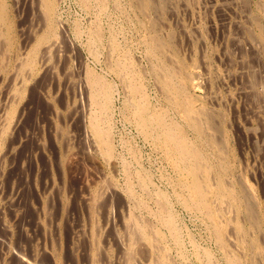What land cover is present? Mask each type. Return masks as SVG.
<instances>
[{
	"label": "rangeland",
	"instance_id": "obj_1",
	"mask_svg": "<svg viewBox=\"0 0 264 264\" xmlns=\"http://www.w3.org/2000/svg\"><path fill=\"white\" fill-rule=\"evenodd\" d=\"M0 1H1L0 2V8H1V10H0V18H1L0 19V27H1L0 31L2 33V34L0 33V37L3 36V38H0V40L2 39L1 40L2 42L0 41V48L2 47L1 49H3L0 51L1 52L0 53L1 54L0 55V67L3 64L2 67L0 68V130L5 129L4 132L2 133L3 135L2 134L0 135V141H1L0 142V228H1L0 229V264H24L23 262H25L26 264H57V263L58 264H89L90 263L91 264L94 261L92 259V256L93 257L95 256L96 259H97V257H99L98 258L99 260L98 259L96 260L97 261L96 264H110V263L114 264L115 261L117 264H125L122 260V255H121L122 253H120L121 251H120V247L118 245V241L116 242L117 239H115L116 237L123 238V236H124V235H122L124 233V228L121 229V227H120L121 222H123L122 223V225H123L124 222L126 221L127 216L129 214H132V213H134L133 215H135V216H137V213L138 214L140 213L138 215L139 218H141V214L144 215V213H146L144 215V217H146L148 219L151 218L150 221H152V223L155 222L154 221L155 219H153L154 216L152 214L157 207V203L154 202V200H155L154 198H156V196H157L156 193H158L159 191H162L163 193L165 191V193H164L165 196H167V194L169 195V196H167V201H169L168 206L170 203L169 208L171 209V212H172L173 216L175 217L174 220L176 221L175 224L177 226V232L179 233L178 234L179 239L181 238L179 240L180 246L179 245L177 246L172 241L171 237L168 234V231L166 229H164V227H163V229H162V227H159L161 233L163 234V240H162L163 243L162 244H163L165 249L167 248L166 253H169L170 255L173 254L171 256L169 254H167V255L170 256V259H172V261L176 262V264H178V263H180V264H182V263L183 264H209L211 261L208 263L206 260L207 257L205 256L207 253L205 251L208 249H209L208 252L211 253L210 256L208 253L209 259L212 260L213 258H216V260H218V261H216L214 259L215 261H212V264H219V263L220 264H228L226 262L225 256H226V253L231 254L232 252H234L236 254V256L241 254V255L237 256L238 260H239L238 264H240V263L241 264H243V263L244 264L245 263H247V264H259L260 262H261V264L262 263L264 264V261H263L264 260V254H263L264 253V244H263L264 243V105H263L264 103H263V101L264 100L259 102L260 97H262L261 99H264L263 98L264 97L263 96L264 95V84H263L264 83V80H263L264 79V72H263L264 71V33H263L264 32L263 31V29H264V0H246V1L245 0H242V1L241 0H186V1L185 0H154V2H153V0H151V1L150 0H89V1L88 0H86V1L85 0L84 1L83 0L82 1L81 0H50V3H48V4H45V1H48V0H4V3H3V0H0ZM102 1H104L103 2L104 4L102 3ZM143 1L147 5L144 4ZM165 1H166V4H163V3H165ZM247 1H248V3H247ZM113 2L115 4H117V7H114L115 4ZM139 2H140V4H139ZM171 3H173V4H171ZM182 3H184V4H182ZM156 4H158V5L156 6ZM44 5H46L49 8V10H47L48 12L45 11L46 13H44V10H43L45 7ZM105 5H106V7H105ZM128 5H129V7H128ZM130 5H132V6H130ZM138 5H139V7H138ZM144 5H145V7H144ZM163 5H165V6H163ZM84 6H86L87 8ZM99 6H100V9L98 8ZM112 6H113V8H112ZM153 6H155V7H153ZM130 7L132 10L131 9L129 10ZM157 7H158V10L154 9ZM161 7H162V9H161ZM164 8L167 11L166 10L164 11ZM52 9H54V10H52ZM97 9L99 10V14L97 12L98 11ZM253 10H254V12H253ZM100 11L102 13H100ZM133 11H135V12L133 13ZM186 11H187V13H186ZM216 11H218V12H216ZM130 12H131V14H130ZM164 13H166V14H164ZM254 13H257V14L259 13V15H257V14L255 15ZM129 14H130V16H129ZM250 14H252V15H250ZM124 15H125V17H124ZM49 16H50V18H49ZM168 16H170V17H168ZM255 16H257V17H255ZM258 16H259V18H258ZM98 18L100 20H98ZM44 19H46V20H44ZM99 21H101V22H99ZM146 21H147V23H146ZM175 21H176V23H175ZM43 22H45V23H43ZM141 22H142V25H141ZM160 22H161V24H159ZM192 22H193V24H192ZM237 22H238V24L239 23L240 24L237 25ZM256 22L259 24H257ZM92 23L94 24V26H96L95 29L96 28L100 29L98 31L101 33V34H98L96 40H93V42H92V40H89V39H91L90 33H92V31L94 30ZM96 23L99 25L97 26ZM157 24H159L161 27L164 26L163 24H165V26L161 28ZM77 25H80V26H77ZM240 25H241V27H238ZM137 26H138V28H136ZM150 26H152V27H150ZM101 27H103V28H101ZM111 27H112V29H111ZM153 27H154L153 30L150 29ZM157 27H158V29H157ZM243 27H245V29ZM256 27H258V28H256ZM3 28H5V30ZM9 28H10V30H9ZM109 28H110V30L108 31ZM113 28H115V29H113ZM199 28H200V30H199ZM250 28H252V29L250 30ZM159 29H160V31H159ZM190 29H192V30L195 29L194 31L199 30L200 32L199 31L194 32ZM47 30H48V33H47ZM114 30H115V32H114ZM151 30L153 31V33H151L152 32ZM173 30H175V31H173ZM148 31H150V32H148ZM167 31H170L171 37L169 35V32H167ZM246 31L247 32L249 31L248 34L251 36L246 34L247 33ZM255 31H257V32H255ZM142 32H144L145 34ZM161 32H163V33H161ZM192 32L195 35V37H193L194 35L192 34ZM210 32L212 35L209 34ZM252 32H254V33H252ZM27 33H28V35H27ZM111 33H116V35L111 34ZM149 33L152 36L154 35L153 37H156L157 39L159 37L160 41H162V38L164 37L163 44H162L163 45L162 46V53H160L161 51L155 50V52H154V50H152V48H151V44H152L151 35H149ZM183 33H186L185 35H187L188 40L186 39V37ZM60 34H62V35H60ZM163 34H164V36H163ZM196 34H197V36H196ZM54 35H55V37H53ZM139 35H141L143 37H141V39H140ZM148 35H149V37H148ZM8 36H9V38H8ZM49 36H50V38H49ZM121 36H122V38H121ZM160 36H161V38H160ZM86 37H87V39H86ZM228 37L229 38L231 37L230 40H228L229 39ZM233 37H234V39H233ZM252 37L254 39H252ZM38 38H41L40 39L41 41ZM54 38L58 41V43L56 42L57 44L55 43L56 40ZM175 38H176L177 44H176ZM255 38H256V40H255ZM49 39H50V41L53 39L52 40L53 42L51 41L52 42L51 43L49 41ZM107 39H108V41H107ZM244 39H247V40H244ZM38 40L40 42H38ZM8 41H10V44L8 43ZM110 42H112V43H110ZM114 42H115V44H117V46L119 48L117 47L116 49H112L111 46H110L111 48L109 47V45H112ZM125 42L128 44H126ZM165 42H166V46L164 45ZM261 42H263V43H261ZM1 43H2V45L3 44L4 45L2 46ZM89 43H91L92 45ZM255 43H256V45H255ZM36 44H38V45H36ZM55 44H56V46H55ZM220 44H221V46H220ZM44 45L47 46V49H48L47 51H46V46H44ZM97 45H99V46H97ZM147 45L148 46L150 45V46L146 47ZM143 46L146 47V50H145V47L143 48ZM164 46H165V48H163ZM249 46H251V47H249ZM43 47H45L44 51H43V49H44ZM94 47L96 50H94ZM125 47L128 49L126 50ZM172 47H174L176 49L173 50ZM231 47H232V49H231ZM40 48H42V49H40ZM108 48L111 49V51ZM4 49H6L5 52H3ZM35 49L36 50L39 49V50L36 51ZM91 49L93 52L91 51ZM129 49H130V51H129ZM166 49L169 50V52H167V54H166V51H168V50H166ZM40 50L43 51L42 52V55L44 54L43 57H41L42 55L40 53L41 52ZM255 50H257V51H255ZM16 51H18V54ZM119 51L120 52L122 51L121 54ZM170 51H171V53H170ZM94 52H95V54H94ZM47 53H49L48 56H50V57L47 56ZM50 53H51V55H50ZM125 53H127V54H125ZM181 53H183V54H181ZM250 53L251 54L253 53V55H252L253 58H252ZM38 54L41 56H39ZM110 54H111V56L112 55L113 56L112 57L110 56V58H108ZM189 54H190V56H186ZM215 54H217V55H215ZM13 55H14V57H12ZM28 55H29V58H28ZM120 55H122V56H120ZM172 55L175 57H173ZM35 56H37V57H35ZM44 56L47 57L48 59L45 58ZM114 56L115 57L117 56V57L113 58ZM155 56H156V58H153ZM201 56H202V58H201ZM228 56H230L231 58ZM22 57H24L25 60L22 61ZM135 57H137V58H135ZM166 57L167 58L170 57L171 59L174 60L175 63H173L172 62L173 60H171L170 58L166 59ZM27 58L30 60H28ZM32 58H33V60H32ZM36 58L37 59L39 58V59L37 60ZM117 58H119L121 60H122V58H125V61L128 60L126 62L131 64V65H129V64L128 65L130 66L131 70L134 71L132 73H134L135 76H137L136 81L140 85L142 92H144L143 94L147 93L145 98L148 100L147 103L148 104L150 103L149 107L150 108L153 107V108H151L152 110L153 109L159 110L158 108L161 109L160 106H162V105L166 106V109L164 106H162V109H163V111L166 110L164 112L166 113V115H168L169 119L171 118V120H175V122L178 119L176 123L179 126H182V128H181L182 130L185 129V127L187 126L185 131L183 130L184 131L183 134L186 137V139H187L188 134L190 136V133H191V136L190 137L188 136L189 141L190 142L194 141L193 144H195L194 146L196 148L198 147V145L201 144L197 148L199 150L201 149L202 146H203L202 149H204V150L206 149L205 152L202 149L200 152L203 153V155L205 154L204 155L205 158L208 156L206 161L208 162L210 169L212 168L210 171L211 174L210 173L209 174L215 175V176L212 175L213 178L211 176L209 177V181L210 182L212 181L211 186L215 187V184H217L218 182H220V183L224 182L223 183L224 186L227 189L229 188L235 194L234 195V197L236 196L235 199L238 196V199L240 198V202L243 203V204L240 203L239 207L235 206L233 208V210H231L228 208V206H230L228 204L234 205V202L233 203L232 202H230V203L222 202L223 207L219 213V215H220L219 218H220L223 230L226 233L229 232V233H227V236H229L228 238H231V240H230L231 242H228V244H227V248L229 247L227 250H224L223 248H221L216 243L214 238L212 237L211 227H210V224H209L208 220L206 219V217L197 209L191 210V208H189L188 206L184 207L185 205L177 197L176 191L179 188V186H178L179 182H183L185 179H187L186 173L184 171L179 170L176 167H174V168L172 167V166H174L173 165V158H171L172 156L170 154H168V152H167V154L165 153L167 151V148L160 138L156 137L153 134L150 136V134H146L142 130H140L139 126L137 125L136 119H134L135 117L132 113L133 112L132 105L129 103L130 94L126 95L128 93L127 92L128 91L127 81L125 79H122L124 77L122 75L120 76V73L114 67V62L117 60ZM226 58H227V61H226ZM229 58L233 59V60H230ZM18 59H19V61H18ZM34 59H36V60H34ZM107 59H108V61H107ZM153 59H154V61H153ZM20 60H21V62H20ZM110 60L112 61L113 64L111 63ZM17 61L20 63H18ZM29 61L30 62L33 61V62L30 64ZM104 61H106V62H104ZM152 61L154 62V64ZM155 61L156 62L158 61V62L156 63ZM161 61H162V63L164 62L163 64L166 66L165 68H170V66H171V68L174 69V68H177L179 66L183 69V67H184V69H183L184 71L181 74V76L184 77L183 88L185 89L184 92H186V98L185 99L187 100V103L190 105V107L192 108V110L195 113H198V115H200V116H201V114L203 115L204 118L201 116L202 120H205V119L208 120V121L205 120L206 123H203L204 124L203 132L200 135H196V133L194 132V130L191 127H190L191 129H189V126H188L189 124H188V122L184 116V112H183L182 107L180 105H176L174 102H172L170 100H168V102L170 101L168 103L167 102V96H164L165 90L162 88L160 89L161 86L158 85L159 83L157 82V79L159 77L160 72L163 70H161V68H158L156 65H158V63H159V66H160ZM169 61H170V63H168ZM16 62L18 63V66H20L22 64L20 66L21 68H23V67L25 68V66L27 65L28 70H27V68L26 69L23 68V70H26L27 72H23V70L20 67L18 69V67L15 66ZM35 62H36V65H35ZM107 62L110 65L112 64L113 66L109 65V67H108ZM182 62L185 63V66H184V63L182 64ZM200 62L203 65H200ZM248 63L249 64L252 63L253 65L251 64L248 66L247 65ZM149 64L150 65L152 64L151 67H149L150 66ZM169 64H170V66H169ZM146 65H148V66H146ZM153 65H155V66H153ZM173 65H178V66L175 67ZM250 66H252V68ZM152 67H154V69ZM186 67H187V69H185ZM15 69H16V72L14 71ZM20 69H21V71H19ZM83 69H84V71H83ZM157 69L161 70V71H159V73H157L158 72ZM255 69H256V72H255ZM94 70L97 74L99 73L98 74L99 77H102L103 80L105 78L104 81L107 83H111V85L113 86V88H112V86L109 84V86L111 87L109 89L110 90L109 91V96H110L109 98H111L112 101L109 99V101H108L109 105L107 106V113H106V115L108 114L107 116H109L111 118H109L105 115L106 117L101 122L102 127L108 130L109 136L113 134L112 136H110L112 138L109 137L110 141H111L110 142L111 152L108 155V157H106V155H104L103 151L100 148L99 143L97 141L95 142L94 136L91 134V132L88 130V127L86 126L89 123L88 116L93 111L95 112L97 109H96V107L92 106L88 100V92H85V90L88 91V86H87L86 82H84V81H86V77L85 78H83V77L85 75L87 76L88 73H91L93 75L95 74V76H97V74L94 73ZM147 70L151 71V72L149 73ZM174 70H176V69H174ZM12 71H14L15 74ZM18 71H19L20 76L24 75V77H22V76L20 77L19 74L17 73ZM142 71L145 72V75H144V72L142 73ZM152 71H154V72H152ZM16 73H17V75H16ZM206 73H207V75H206ZM230 73H232V74H230ZM237 73H238V75H237ZM76 74H78L79 76L78 75L76 76ZM139 74H141V75L139 76ZM187 74L191 78L190 80L185 77ZM142 75H143V77H142ZM155 75H156V77L157 76L158 77L156 78ZM261 75H263V77ZM81 78H83V80ZM153 78H156V79H153ZM221 78H222V80H221ZM252 78H256V80L252 79ZM17 79H19V80H17ZM143 80H145V81H143ZM251 80H252L253 84H252ZM254 80L256 81L255 84H254ZM155 81L158 84L154 83ZM249 83H251V85ZM214 84H217V85H214ZM155 85H157V86H155ZM19 86H21V87H19ZM156 87H159V88H156ZM215 87H217V89ZM21 88H23V89H21ZM123 88H124V90H123ZM252 88L254 90H252ZM14 89L16 90V92ZM111 90H113V91L111 92ZM157 91H159V92H157ZM244 92H245V94H244ZM111 93H112V95H111ZM241 93H243V94H241ZM18 94H19V96H18ZM125 95H126V100H125ZM189 95H191V96L189 97ZM228 95H229V97H228ZM257 96L259 97V99ZM127 97H129V98L127 99ZM233 98H235V99H233ZM254 98H255V100H254ZM11 100L15 101V104L13 101L11 102ZM149 100H150V102H149ZM256 100H257V102H256ZM125 101H128V103ZM162 101H164V102H162ZM207 101H209V102H207ZM199 102H200V105H199ZM170 103H172L173 105H171ZM8 104H10V105H8ZM123 104H124V106H123ZM201 104L206 108H204L202 106L204 108L203 109L201 107ZM11 105H13L14 107ZM15 105L17 107H15ZM7 106H9V107L11 106L12 108L11 107L9 108ZM125 106H127V107H125ZM128 106H130L131 108H129ZM174 107H176V109ZM210 107L212 109H215V108L220 109L221 108V111L219 109H216L217 111L219 110L218 111L219 113L217 111H216L217 112L216 113ZM260 107H263V109ZM5 108L6 109L8 108L9 110L6 111ZM47 109H48V111H47ZM123 109L124 110L127 109L128 111L125 112ZM198 109L200 110L201 113L198 111ZM205 109H208V110H205ZM259 109L260 110L262 109V110L260 111ZM109 110H110V113H109ZM177 110H178V112H176ZM89 111H91V112H89ZM129 111H130V113H129ZM167 111L169 114H167ZM210 111H211V114H210L211 118H209L210 117L209 114H205L207 112L210 113ZM212 111H213V113H212ZM250 111H253V112H250ZM171 112H172V114H170ZM221 112L222 113L224 112V113L222 114ZM4 113H6L7 115ZM125 113H127V114H125ZM213 114H215V115L212 117ZM3 115H5V116H3ZM11 115H12V117H11ZM125 115H128L129 119ZM180 115H182V116H180ZM223 115H224V117H223ZM177 116H179V117H177ZM2 117H4V118H2ZM108 119H110V120H108ZM258 119H259V121H258ZM183 120L185 121V123ZM260 120H261V122H260ZM7 121H9V122H7ZM14 121H16V122H14ZM86 121H87V123H86ZM220 121H221V123H220ZM225 121H227V122H225ZM256 121H258V123L261 124V128H262L261 131L259 130L260 129L259 124ZM3 122H4L5 126L3 125ZM208 122L210 123V125L208 124ZM214 122H216V123H214ZM11 123H13L14 125H12ZM1 124L5 128H3V126H1ZM109 124H111V125L109 126ZM57 126H58V129H57ZM107 126L109 127V129L107 128ZM210 126H212V127H210ZM246 127H248V128H246ZM251 127H252V129H251ZM238 128H241V129H238ZM254 130L255 131L259 130V131H256V133H255ZM8 131L10 133H8ZM63 131H64V133H63ZM86 131H88V132H86ZM226 132L228 133V135H226L227 134ZM185 134H187V135H185ZM192 134H194V135H192ZM87 135H89V136H87ZM215 135H219L220 137L219 136L217 137ZM192 136H195L196 138L192 137ZM199 138H203V139H199ZM156 139L158 140V142ZM215 139H218V140H215ZM149 140H151V141H149ZM219 140L222 141L223 144L219 143L218 142ZM208 143H209V145H207ZM204 144H206L207 146ZM219 144H222V145H219ZM228 145H229V147H228ZM208 147H210V148H208ZM221 147H222V149H221ZM165 148H166V150H165ZM213 148H215V149L213 150ZM207 149L211 150V151H208ZM230 149L231 150L233 149V150L231 151ZM131 150H132V156L130 155ZM222 150H224V151H222ZM208 152H210L211 154ZM226 152H227V154H226ZM15 155H16V157H15ZM164 155H166V156L164 157ZM228 155L231 157H228ZM167 156H168V159H167ZM121 157H123V158H121ZM135 157H137L138 159H136ZM221 157H222V159H221ZM208 159H210V160H208ZM223 159L225 162H223ZM230 159H231V161L233 160L234 162L233 161L231 162ZM136 160H138V161H136ZM214 160H216V161H214ZM125 162L126 163L129 162L127 164L128 166H126ZM218 163H221V164H218ZM236 163H238V164H236ZM232 164H234L235 167H234V165L232 166ZM140 166L142 167V169L143 168L144 169L141 170ZM224 166L226 167V169L228 166V169L225 170ZM237 166H238V168H237ZM131 167L133 169H131ZM138 167H140V168H138ZM162 167H164V168H162ZM125 168H127L128 171H125L126 170ZM221 168L224 170H221ZM123 169H124L125 173H123ZM214 169H215V171H214ZM136 170H137V172H136ZM216 170H218V171L220 170L222 173L219 171L221 173V174H219V172L217 173ZM145 171H148V172L146 173ZM227 171H229V175H228ZM128 172L129 173L131 172V174H128ZM135 172H136V174H135ZM142 173L145 174V177H143L144 175ZM148 173H150V174H148ZM216 173L219 174V178L217 177L218 175ZM223 173H224V175L227 174V176H224ZM147 174L149 176L151 175L152 177L151 176L147 177L148 176ZM167 174L170 175L169 177L171 179L168 177ZM173 174H174V176H173ZM130 175H131V177H130ZM138 175H141V176L139 177ZM163 175H166V176H163ZM171 175H172V177H171ZM241 175L243 178H241ZM175 176H177V177H175ZM231 176L233 179L236 178L234 180L235 182H232L233 179L230 178ZM233 176H235V178ZM105 177H107V178H105ZM104 178H105L104 182H106L108 179H110V181L108 180L106 183L103 182V184H104L103 185L102 180H104ZM125 178H127V181ZM145 178L148 179V181L153 180L154 183L151 181L148 182ZM217 178H218V180H217ZM226 178L229 180V181L227 180L228 182L225 181ZM123 179H124V181H123ZM142 179H145L146 184L148 183V186L146 185L148 187L147 190H149L150 193L152 192L151 194L147 192L149 194V195L147 194L148 196L146 195V192H145V191H147L146 190L147 187L141 186L140 182L142 181ZM210 179H212V180H210ZM111 180H112V183H111ZM135 180H137L138 182L140 181L139 185L141 188L137 184V181L134 182ZM99 181H101V184ZM129 181H130V183L132 182L130 185H132V184L134 185L136 183L134 185V187H133V185L129 186V183H128ZM109 182H110V186L105 187V184L109 185ZM231 182H232V184H231L232 186L230 185ZM113 183L116 186H114ZM227 183H229V184H227ZM156 184L159 185L158 188H157ZM170 184H172L173 186L172 185L169 186ZM152 185H153V187H151ZM174 185H176L175 188H172V187H174ZM233 185L236 187L234 188ZM237 185H239V186H237ZM113 186L117 187V189H120V190L118 191ZM123 186H124V189H121V188H123ZM104 187H105V190L103 189ZM142 187L145 189H142ZM93 188L95 189V191ZM97 188L99 189V191H101V189H102V194H105L107 192V190H109L110 192L109 193L107 192L108 195H107V193L104 195L106 198L105 197L103 198L102 194H101L100 197L98 198L100 201H97L95 198L97 196V193H96L98 191ZM108 188H111V189H108ZM129 188H130V191H128ZM134 188L136 191H134ZM159 188L160 189L165 188V189L157 191V189H159ZM113 189L115 191H118V192H116L117 195L113 194V193H115V192H113L114 191ZM166 189H167V191H166ZM140 190L142 191V193L140 192ZM172 190H174V191L172 192ZM238 190H239V192H237ZM104 191H106V192L104 193ZM123 191H125V192H123ZM137 191H138V193H137ZM92 192H94V193H92ZM248 193H249V195L246 196ZM118 194L119 195L121 194V195L119 196ZM172 194H173V196H172ZM90 195H91V199L89 198ZM93 195H96V196L93 197ZM109 195H111L110 198H108ZM128 195H130V196H128ZM150 195H151V198L153 199V201L150 198ZM85 196H87L88 198ZM116 196L118 197V199ZM126 196H128L130 198L128 199V198H126ZM140 196H141V198H140ZM175 196H176V198H175ZM120 197L122 198V200ZM8 198H9V200H8ZM133 198L134 199L137 198V200L139 198V200L138 201L136 200V201L137 202L141 201V203L143 202L144 206L147 205L144 202L148 203V205H149L148 207L151 206L152 209H150L151 207L148 209L144 206L138 208V206H136V204H137L136 201L132 200L136 204L131 203L132 201L130 199H133ZM142 198L143 199L147 198V199L143 201ZM231 198L232 197H229L228 200H232ZM244 198H245V200H244ZM85 199L89 202H86ZM113 199L114 200L116 199V202L115 201L113 202ZM123 199H125V200H123ZM117 200H119V201H117ZM120 200L123 202L120 203L121 202ZM246 200H248L247 202L249 204H251L252 209H253L252 211H254L252 214L255 213L254 215L251 214V216H250V214H248V212H247L248 210L245 208L246 203H247ZM177 201H179V203L181 202V204H179ZM84 202L88 203V205L87 204L85 205ZM101 202H103V203H101ZM106 202H109V204H107ZM99 203L103 204V205H100ZM110 203L113 206V208L110 207V209H109V206H111ZM114 203H116V204L114 205ZM124 203H126V205ZM127 203H128V205H132V206H128ZM174 203H176V204H174ZM51 204H52V206H50ZM93 204H96V206H94ZM104 204L107 205V207L106 206L105 207L108 210H106L105 207L103 209ZM47 205H49V206L47 207ZM224 205H225V207H224ZM240 205H241V207H240ZM243 205H245V207H242ZM116 206H117V208H116ZM182 206L186 209L182 208ZM130 207H134V208L130 209ZM173 207H174V209H173ZM86 208H88V209H86ZM93 208L94 209L96 208V209L94 210ZM127 208L130 211H128ZM142 208H146V209H142ZM235 208H238V210L237 209L235 210ZM254 208H256V209H254ZM114 209H115V211H114ZM104 210H106L107 212L105 213ZM120 210H121V212H120ZM174 210L176 212H174ZM40 211H41V213H40ZM110 211H111V215H110ZM137 211H139V212H137ZM147 211H151V212H148L149 213L148 214ZM223 211L226 213L227 212H229V213L226 214ZM232 211L234 214L232 213ZM46 212H48V214ZM127 212H128V214H127ZM188 212H190V213H188ZM194 212H195V214H193ZM245 212L248 215H246ZM35 213H37V214H35ZM238 213H240L241 216L237 217ZM95 214H96V217L97 216L98 217L95 218V220L97 219L96 221H93L92 219L94 218ZM118 214L121 216H119ZM231 214L233 215V217ZM243 214H245L246 216L244 215L242 217ZM45 215L46 216L48 215V217L45 218L44 217ZM124 215H126V216L124 217ZM193 215H196V216H193ZM224 216H226V217H224ZM253 216H255V217L257 216L256 218L258 219L257 220L258 225L255 223L256 219L253 218ZM258 216H259V218H258ZM88 217H89V219H88ZM117 217H119V218L122 217L123 219H117ZM227 217H228V219H227ZM103 218H106V220H104ZM199 218H200V220H199ZM239 218L244 223H242L241 220H239ZM143 219H145V218H143ZM234 219L236 221L238 219L239 223L236 222ZM120 220H121V222H120ZM252 220H254L253 221L254 223L252 222ZM44 221L46 223H44ZM89 222H91V223H89ZM94 222H97L100 226L98 225V227H96L97 223H94ZM109 222H111L113 224H110ZM119 222H120V225H119ZM231 222H232V224H230ZM1 225H3V226H1ZM39 225L42 226L43 229ZM88 225L91 227L88 228ZM110 225L114 226V227L111 226V228H114V229L117 228L116 230H113V231H117L116 233H114L111 230ZM236 225L240 226L242 230L244 229L242 234L239 233L241 236L243 235L241 238L238 237V236H240L239 234H235L233 232V230L235 231ZM252 225H253V227H252ZM15 226H16V228H15ZM108 226H109L110 230L107 229ZM254 226L256 227V229ZM82 227H83L84 232H85L84 234H83L82 230L79 231V229H82ZM122 227H124V226H122ZM224 227H226V228H224ZM184 228H186V230ZM251 228H252V230H251ZM89 229H91L90 231H92V232L96 231V233H98V234L90 232ZM103 229H107L106 230L107 232L105 233V230L103 231ZM184 230L186 232H184ZM108 231H110L111 233L110 232L108 233ZM187 231H190V233L189 232L187 233ZM250 231H251V233H250ZM121 232H122V234H121ZM253 232H255L256 234ZM87 233H89L90 237ZM90 233H92V235ZM113 233H114V235L115 234L116 235L114 236ZM117 233H119L120 235L118 236ZM185 233H187V234H185ZM206 233H208V234H206ZM262 233H263V235H262ZM210 234H211V238H210ZM99 235L100 236L102 235L101 238ZM24 236H25V238H24ZM93 236H95V237H93ZM103 236H105V237H103ZM165 236H168L169 238L165 237ZM256 236H257V238H255ZM97 237H99V238H97ZM112 237H114V238H112ZM249 237H250V239H249ZM95 238H97V240H95ZM237 238H239L240 240H238ZM84 239L86 240L87 243L84 241ZM98 239H101V240H99L100 242L98 241ZM166 239H167V242H166ZM190 239H192V240H190ZM210 239H212V241ZM241 239H242V241L244 239V242H241ZM89 240H90V242H89ZM74 241H76V242H74ZM80 241L82 244L80 243ZM101 241H104V242H101ZM183 241H184V243H183ZM192 241H194V243L198 242L197 243L198 245L196 243L193 244ZM262 241H263V243H262ZM88 242L91 245L90 244L88 245ZM245 242H246V244H245ZM83 243H85V244H83ZM171 243H173V244H171ZM251 243H252V246L254 247L253 249H251L252 248ZM184 244L186 247L184 246ZM233 244L234 245L236 244L235 247L233 246ZM241 244H243V245H241ZM47 245H49V246H47ZM85 245H87L91 249H88V247H86ZM237 245H238V249L236 247ZM244 245H246V246H244ZM249 245H250V247H249ZM99 246H101L102 248L100 249ZM169 246H171V247H169ZM176 246H177V248H176ZM239 246H240V249H239ZM242 246H243V248H242ZM81 247L87 249V250L85 249V252H87L91 256V257L89 256L90 259L88 258L87 253H85ZM97 247H99V249L101 251L103 249L104 250L101 253L99 250V253H97L96 254L97 256H96L94 254L96 253ZM115 247L120 252L118 250H116ZM245 247H246V249H245ZM69 248H70V250H68ZM186 248H187V250L185 251ZM256 248L258 251L256 250ZM192 249H194V250H192ZM261 249H263V251ZM238 250H240V251L238 252ZM40 251H41V254H40ZM180 251H182V252H180ZM197 251H198V253H197ZM245 251H248V252H245ZM260 251H262L261 254H260ZM71 252L73 254H71ZM89 252H91V253H89ZM108 253L109 254L111 253V255H109ZM54 254H55V256H53ZM59 254L61 256V259H63V260L60 259ZM85 254L87 255V257ZM101 254H103V255H101ZM174 254H175V256H174ZM196 254H197V256H196ZM201 254H203L204 258H202ZM216 254H217V256H215ZM72 255H74V256H72ZM212 255H214L215 257ZM255 255H261V256H256L257 258H255ZM103 256H106L105 258H108V259H104ZM109 256L112 258H110ZM119 257H121V258H119ZM186 257H188L189 259ZM19 258L22 259L21 260L22 262L20 261ZM86 258H88V260ZM138 259H139L138 260L139 262H137V263L147 264L145 262L147 260L144 259V257L138 256ZM253 259H255V260H253ZM38 260H39V262H38ZM56 260H58V261H56ZM121 260H122V263H121ZM175 260H177V261H175ZM179 260H180V262H179ZM243 260H245V261H243ZM134 263L135 262H133L131 264H134Z\"/></svg>",
	"mask_w": 264,
	"mask_h": 264
},
{
	"label": "bare ground",
	"instance_id": "obj_2",
	"mask_svg": "<svg viewBox=\"0 0 264 264\" xmlns=\"http://www.w3.org/2000/svg\"><path fill=\"white\" fill-rule=\"evenodd\" d=\"M82 1V0H81ZM84 1V0H83ZM86 1V0H85ZM89 1V0H88ZM151 1V0H150ZM186 1V0H185ZM242 1V0H241ZM246 1V0H245ZM1 2V1H0ZM6 2V1H5ZM104 1H102V3H103ZM108 2V1H107ZM110 2V1H109ZM115 2V1H114ZM113 2V3H114ZM153 2H154V0H153ZM168 2V1H167ZM179 2V1H178ZM220 2V1H219ZM222 2V1H221ZM229 2V1H228ZM3 3H4V0H3ZM34 3V2H33ZM48 3H50V0H48V1H45V4H48ZM84 3V2H83ZM112 3V2H111ZM137 3V2H136ZM143 3L144 4H146L144 1H143ZM150 3V2H149ZM162 3V2H161ZM212 3V2H211ZM224 3V2H223ZM247 3H248V1H247ZM27 4V3H26ZM100 4V3H99ZM104 4V3H103ZM115 4V3H114ZM129 4V3H128ZM132 4V3H131ZM139 4H140V2H139ZM151 4V3H150ZM163 4H166V1H165V3H163ZM171 4H173V3H171ZM175 4V3H174ZM182 4H184V3H182ZM195 4V3H194ZM201 4V3H200ZM221 4V3H220ZM233 4V3H232ZM6 5V4H5ZM86 5V4H85ZM101 5V4H100ZM121 5V4H120ZM137 5V4H136ZM147 5V4H146ZM158 4H156V6H157ZM189 5V4H188ZM45 7H44V13H46L45 11H47V10H49V8L46 6V5H44ZM88 6V5H87ZM94 6V5H93ZM123 6V5H122ZM130 6H132V5H130ZM161 6V5H160ZM163 6H165V5H163ZM167 6V5H166ZM201 6V5H200ZM219 6V5H218ZM226 6V5H225ZM36 7V6H35ZM84 7H86V6H84ZM95 7V6H94ZM105 7H106V5H105ZM114 7H117V4H115L114 5ZM128 7H129V5H128ZM138 7H139V5H138ZM144 7H145V5H144ZM153 7H155V6H153ZM176 7V6H175ZM231 7V6H230ZM256 7V6H255ZM4 8V7H3ZM83 8V7H82ZM87 8V7H86ZM96 8V7H95ZM99 9H100V6L98 7ZM109 8V7H108ZM112 8H113V6H112ZM134 8V7H133ZM147 8V7H146ZM166 8V7H165ZM164 8V11L166 10ZM217 8V7H216ZM220 8V7H219ZM89 9V8H88ZM119 9V8H118ZM131 9V7L129 8V10ZM136 9V8H135ZM143 9V8H142ZM154 9H157L158 10V7L157 8H154ZM161 9H162V7H161ZM169 9V8H168ZM232 9V8H231ZM0 10H1V8H0ZM52 10H54V9H52ZM98 10V9H97ZM112 10V9H111ZM132 10V9H131ZM144 10V9H143ZM185 10V9H184ZM187 10V9H186ZM217 10V9H216ZM255 10V9H254ZM254 10H253V12H254ZM123 11V10H122ZM126 11V10H125ZM124 11V12H125ZM150 11V10H149ZM167 11V10H166ZM194 11V10H193ZM220 11V10H219ZM48 12V11H47ZM95 12V11H94ZM98 12V14H99V10L97 11ZM132 12V11H131ZM131 12H130V14H131ZM135 11H133V13H134ZM137 12V11H136ZM142 12V11H141ZM144 12V11H143ZM176 12V11H175ZM216 12H218V11H216ZM54 13V12H53ZM100 13H102L101 11H100ZM173 13V12H172ZM186 13H187V11H186ZM191 13V12H190ZM204 13V12H203ZM221 13V12H220ZM41 14V13H40ZM111 14V13H110ZM126 14V13H125ZM130 14H129V16H130ZM162 14V13H161ZM164 14H166V13H164ZM163 14V15H164ZM208 14V13H207ZM217 14V13H216ZM237 14V13H236ZM244 14V13H243ZM255 15L257 14V13H254ZM253 14V15H254ZM94 15V14H93ZM123 15V14H122ZM152 15V14H151ZM170 15V14H169ZM250 15H252V14H250ZM257 15H259V13L257 14ZM43 16V15H42ZM58 16V15H57ZM167 16V15H166ZM202 16V15H201ZM242 16V15H241ZM41 17V16H40ZM97 17V16H96ZM124 17H125V15H124ZM142 17V16H141ZM162 17V16H161ZM160 17V18H161ZM168 17H170V16H168ZM255 17H257V16H255ZM46 18V17H45ZM49 18H50V16H49ZM48 18V19H49ZM91 18V17H90ZM128 18V17H127ZM139 18V17H138ZM137 18V19H138ZM144 18V17H143ZM146 18V17H145ZM148 18V17H147ZM245 18V17H244ZM258 18H259V16H258ZM1 19V18H0ZM8 19V18H7ZM76 19V18H75ZM92 19V18H91ZM96 19V18H95ZM156 19V18H155ZM164 19V18H163ZM162 19V20H163ZM257 19V18H256ZM12 20V19H11ZM10 20V21H11ZM44 20H46V19H44ZM97 20V19H96ZM98 20H100L99 18H98ZM111 20V19H110ZM113 20V19H112ZM136 20V19H135ZM147 20V19H146ZM150 20V19H149ZM167 20V19H166ZM35 21V20H34ZM43 21V20H42ZM54 21V20H53ZM259 21V20H258ZM3 22V21H2ZM9 22V21H8ZM50 22V21H49ZM98 22V21H97ZM99 22H101V21H99ZM109 22V21H108ZM138 22V21H137ZM144 22V21H143ZM43 23H45V22H43ZM74 23V22H73ZM117 23V22H116ZM139 23V22H138ZM146 23H147V21H146ZM175 23H176V21H175ZM225 23V22H224ZM231 23V22H230ZM257 23V22H256ZM255 23V24H256ZM11 24V23H10ZM36 24V23H35ZM39 24V23H38ZM93 24V23H92ZM128 24V23H127ZM159 24H161V22L159 23ZM159 24H157V25H159ZM167 24V23H166ZM192 24H193V22H192ZM240 24V23H239ZM238 24V22H237V25H239ZM257 24H259V23H257ZM54 25V24H53ZM91 25V24H90ZM96 25L98 26L99 24H97L96 23ZM141 25H142V22H141ZM151 25V24H150ZM153 25V24H152ZM164 26H165V24H163ZM187 25V24H186ZM218 25V24H217ZM243 25V24H242ZM58 26V25H57ZM76 26V25H75ZM77 26H80V25H77ZM84 26V25H83ZM93 27H94V30L92 31V33H90L91 34V39H89V40H92V42H93V40H96V38H97V36H98V34H101L98 30H100V29H95V27L96 26H94V24L92 25ZM113 26V25H112ZM160 26V25H159ZM164 26H162V27H164ZM195 26V25H194ZM6 27V26H5ZM55 27V26H54ZM127 27V26H126ZM150 27H152V26H150ZM161 27V26H160ZM161 27V28H162ZM167 27V26H166ZM184 27V26H183ZM182 27V28H183ZM196 27V26H195ZM199 27V26H198ZM202 27V26H201ZM236 27V26H235ZM234 27V28H235ZM238 27H241V25L240 26H238ZM237 27V28H238ZM1 28V27H0ZM13 28V27H12ZM88 28V27H87ZM101 28H103V27H101ZM117 28V27H116ZM121 28V27H120ZM124 28V27H123ZM136 28H138V26L136 27ZM148 28V27H147ZM226 28V27H225ZM244 29H245V27H243ZM249 28V27H248ZM247 28V29H248ZM256 28H258V27H256ZM4 30H5V28H3ZM92 29V28H91ZM111 29H112V27H111ZM113 29H115V28H113ZM128 29V28H127ZM140 29V28H139ZM150 29H154V27L153 28H150ZM157 29H158V27H157ZM170 29V28H169ZM197 29V28H196ZM252 28H250V30H251ZM255 29V28H254ZM262 29V28H261ZM2 30V29H1ZM9 30H10V28H9ZM52 30V29H51ZM59 30V29H58ZM78 30V29H77ZM81 30V29H80ZM83 30V29H82ZM90 30V29H89ZM102 30V29H101ZM110 30V28L108 29V31ZM117 30V29H116ZM151 30V31H152ZM162 30V29H161ZM171 30V29H170ZM179 30V29H178ZM190 30H192V29H190ZM195 30V29H194ZM194 30H192V31H194ZM199 30H200V28H199ZM199 30H196V31H199ZM204 30V29H203ZM239 30V29H238ZM7 31V30H6ZM42 31V30H41ZM40 31V32H41ZM79 31V30H78ZM103 31V30H102ZM145 31V30H144ZM159 31H160V29H159ZM165 31V30H164ZM163 31V32H164ZM173 31H175V30H173ZM172 31V32H173ZM196 31H194V32H196ZM263 31H264V29H263ZM43 32V31H42ZM114 32H115V30H114ZM127 32V31H126ZM138 32V31H137ZM148 32H150V31H148ZM163 32H161V33H163ZM167 32H169V35H170V31H167ZM186 32V31H185ZM200 32V31H199ZM247 32V31H246ZM255 32H257V31H255ZM0 33H1V31H0ZM4 33V32H3ZM35 33V32H34ZM47 33H48V30H47ZM46 33V34H47ZM56 33V32H55ZM60 33V32H59ZM87 33V32H86ZM89 33V32H88ZM142 33H144V32H142ZM151 33H153V31L151 32ZM157 33V32H156ZM160 33V32H159ZM158 33V34H159ZM219 33V32H218ZM232 33V32H231ZM244 33V32H243ZM249 33V31L246 33V34H248ZM251 33V32H250ZM252 33H254V32H252ZM264 33V32H263ZM2 34V33H1ZM10 34V33H9ZM57 34V33H56ZM55 34V35H56ZM104 34V33H103ZM109 34V33H108ZM111 34H115L116 35V33H111ZM118 34V33H117ZM145 34V33H144ZM155 34V33H154ZM157 34V35H158ZM168 34V33H167ZM184 35L186 34V33H183ZM192 34H193V32H192ZM209 34H211V32L209 33ZM214 34V33H213ZM259 34V33H258ZM257 34V35H258ZM27 35H28V33H27ZM31 35V34H30ZM41 35V34H40ZM55 35L53 36V37H55ZM60 35H62V34H60ZM130 35V34H129ZM149 35H151L150 33H149ZM149 35H148V37H149ZM194 35V34H193ZM212 35V34H211ZM217 35V34H216ZM249 35V34H248ZM261 35V34H260ZM6 36V35H5ZM4 36V37H5ZM10 36V35H9ZM9 36H8V38H9ZM123 36V35H122ZM122 36H121V38H122ZM125 36V35H124ZM135 36V35H134ZM154 36V35H153ZM152 35H151V41H152V44H151V48H152V50H154V52H155V50L156 51H161L160 53H162V44H163V39H164V37L162 38V41H160L159 40V37H158V39L156 38V37H153ZM163 36H164V34H163ZM176 36V35H175ZM174 36V37H175ZM196 36H197V34H196ZM199 36V35H198ZM224 36V35H223ZM243 36V35H242ZM249 36H251V35H249ZM259 36V35H258ZM52 37V38H53ZM66 37V36H65ZM139 37H140V39H141V37H143V36H141V35H139ZM147 37V36H146ZM145 37V38H146ZM170 37H171V35H170ZM177 37V36H176ZM185 37H186V39L188 40V38H187V35H185ZM193 37H195V35L193 36ZM201 37V36H200ZM207 37V36H206ZM0 38H3V36H1ZM7 38V37H6ZM12 38V37H11ZM37 38V37H36ZM49 38H50V36H49ZM58 38V37H57ZM90 38V37H89ZM118 38V37H117ZM120 38V39H121ZM160 38H161V36H160ZM229 38V37H228ZM231 38V37H230ZM230 38L228 39V40H230ZM238 38V37H237ZM240 38V37H239ZM245 38V37H244ZM39 40L41 39V38H38ZM55 39V38H54ZM85 39V38H84ZM86 39H87V37H86ZM139 39V40H140ZM185 39V38H184ZM233 39H234V37H233ZM252 39H254L253 37H252ZM263 39V38H262ZM2 40V39H1ZM0 40V41H1ZM38 40V42H40ZM44 40V39H43ZM53 40V39H52ZM51 40V41H52ZM56 40V39H55ZM59 40V39H58ZM70 40V39H69ZM88 40V41H89ZM99 40V39H98ZM119 40V39H118ZM125 40V39H124ZM183 40V39H182ZM205 40V39H204ZM244 40H247V39H244ZM255 40H256V38H255ZM254 40V41H255ZM49 41H50V39H49ZM50 41V42H51ZM64 41V40H63ZM107 41H108V39H107ZM112 41V40H111ZM144 41V40H143ZM148 41V40H147ZM150 41V40H149ZM175 41H176V38H175ZM174 41V42H175ZM262 41V40H261ZM2 42V41H1ZM5 42V41H4ZM3 42V43H4ZM7 42V41H6ZM43 42V41H42ZM49 42V43H50ZM53 42V41H52ZM51 42V43H52ZM58 43V41L56 40L55 41V43ZM116 42V41H115ZM115 42L112 44V45H109V47L111 46L112 47V49H116L118 46H117V44H115ZM131 42V41H130ZM183 42V41H182ZM188 42V41H187ZM197 42V41H196ZM224 42V41H223ZM228 42V41H227ZM253 42V41H252ZM256 42V41H255ZM8 43L10 44V41H8ZM48 43V44H49ZM56 43V44H57ZM70 43V42H69ZM110 43H112V42H110ZM119 43V42H118ZM126 43V42H125ZM257 43V42H256ZM256 43H255V45H256ZM261 43H263V42H261ZM5 44V43H4ZM3 44V45H4ZM39 44V43H38ZM38 44H36V45H38ZM46 44V43H45ZM47 44V45H48ZM56 44H55V46H56ZM89 44H91V43H89ZM98 44V43H97ZM100 44V43H99ZM126 44H128V43H126ZM176 44H177V41H176ZM203 44V43H202ZM238 44V43H237ZM1 45H2V43H1ZM2 45V46H3ZM6 45V44H5ZM8 45V44H7ZM27 45V44H26ZM35 45V46H36ZM92 45V44H91ZM131 45V44H130ZM164 45L166 46V42L164 43ZM168 45V44H167ZM184 45V44H183ZM199 45V44H198ZM201 45V44H200ZM223 45V44H222ZM230 45V44H229ZM249 45V44H248ZM9 46V45H8ZM7 46V47H8ZM18 46V45H17ZM31 46V45H30ZM44 46H46V45H44ZM54 46V45H53ZM97 46H99V45H97ZM150 46V45H149ZM148 45L146 46V47H149ZM165 46L163 47V48H165ZM217 46V45H216ZM220 46H221V44H220ZM237 46V45H236ZM33 47V46H32ZM89 47V46H88ZM110 47V48H111ZM121 47V46H120ZM145 46H143V48H144ZM146 47H145V50H146ZM171 47V46H170ZM177 47V46H176ZM188 47V46H187ZM198 47V46H197ZM233 47V46H232ZM232 47H231V49H232ZM242 47V46H241ZM249 47H251V46H249ZM2 48V47H1ZM0 48V51L1 50H3V49H1ZM5 48V47H4ZM36 48V47H35ZM44 49H43V51L45 50V47H43ZM54 48V47H53ZM57 48V47H56ZM91 48V47H90ZM119 48V47H118ZM173 48V50L174 49H176V48H174V47H172ZM178 48V47H177ZM239 48V47H238ZM243 48V47H242ZM40 49H42V48H40ZM109 49V48H108ZM125 49L127 50L128 48H126L125 47ZM148 49V48H147ZM179 49V48H178ZM228 49V48H227ZM226 49V50H227ZM36 50V49H35ZM34 50V51H35ZM39 50V49H38ZM38 50H36V51H38ZM48 49H47V46H46V51H47ZM57 50V49H56ZM61 50V49H60ZM72 50V49H71ZM94 50H96L95 49V47H94ZM110 51H111V49H109ZM144 50V51H145ZM166 50H168V49H166ZM172 50V51H173ZM180 50V49H179ZM178 50V51H179ZM188 50V49H187ZM200 50V49H199ZM198 50V51H199ZM219 50V49H218ZM224 50V49H223ZM225 50V51H226ZM254 50V49H253ZM6 51V49H4V51L3 52H5ZM9 51V50H8ZM13 51V50H12ZM41 51V50H40ZM43 51H41L40 53H41V55H42V52ZM45 51V52H46ZM91 51H92V49H91ZM104 51V50H103ZM109 51V52H110ZM129 51H130V49H129ZM128 51V52H129ZM181 51V50H180ZM249 51V50H248ZM255 51H257V50H255ZM17 52V54H18V51H16ZM93 52V51H92ZM102 52V51H101ZM108 52V53H109ZM120 52V51H119ZM122 52V51H121ZM121 52H120V54H121ZM134 52V51H133ZM167 52H169V50L168 51H166V54H167ZM220 52V51H219ZM250 52V51H249ZM1 53V52H0ZM7 53V52H6ZM29 53V52H28ZM34 53V52H33ZM36 53V52H35ZM114 53V52H113ZM149 53V52H148ZM165 53V52H164ZM170 53H171V51H170ZM176 53V52H175ZM230 53V52H229ZM5 54V53H4ZM32 54V53H31ZM30 54V55H31ZM62 54V53H61ZM79 54V53H78ZM93 54V53H92ZM94 54H95V52H94ZM93 54V55H94ZM97 54V53H96ZM101 54V53H100ZM107 54V53H106ZM125 54H127V53H125ZM156 54V53H155ZM181 54H183V53H181ZM191 54V53H190ZM190 54L189 55H186V56H190ZM198 54V53H197ZM201 54V53H200ZM199 54V55H200ZM220 54V53H219ZM251 54V53H250ZM1 55V54H0ZM12 55V54H11ZM39 55V54H38ZM41 55H39V56H41ZM44 55V54H43ZM43 55L41 56V57H43ZM49 55V53H47V56ZM50 55H51V53H50ZM118 55V54H117ZM124 55V54H123ZM152 55V54H151ZM192 55V54H191ZM215 55H217V54H215ZM253 55V53L251 54V56ZM22 56V55H21ZM25 56V55H24ZM38 56V57H39ZM107 56V55H106ZM110 56H111V54L109 55V57L108 58H110ZM113 56V55H112ZM111 56V57H112ZM120 56H122V55H120ZM127 56V55H126ZM141 56V55H140ZM165 56V55H164ZM169 56V55H168ZM173 56V55H172ZM177 56V55H176ZM182 56V55H181ZM205 56V55H204ZM213 56V55H212ZM226 56V55H225ZM224 56V57H225ZM255 56V55H254ZM12 57H14V55L12 56ZM26 57V56H25ZM35 57H37V56H35ZM45 57V56H44ZM48 57H50V56H48ZM117 57V56H116ZM115 56L113 57V58H116ZM147 57V56H146ZM173 57H175V56H173ZM198 57V56H197ZM228 57H230V56H228ZM17 58V57H16ZM28 58H29V55H28ZM27 58V59H28ZM45 58H47V57H45ZM68 58V57H67ZM134 58V57H133ZM135 58H137V57H135ZM149 58V57H148ZM153 58H156V56L155 57H153ZM170 58V57H169ZM169 58H167L166 57V59H169ZM200 58V57H199ZM201 58H202V56H201ZM231 58V57H230ZM229 58V59H230ZM252 58H253V56H252ZM6 59V58H5ZM9 59V58H8ZM21 59V58H20ZM26 59V60H27ZM37 59V58H36ZM36 59H34V60H36ZM39 59V58H38ZM37 59V60H38ZM48 59V58H47ZM112 59V58H111ZM171 59V58H170ZM185 59V58H184ZM187 59V58H186ZM189 59V58H188ZM240 59V58H239ZM238 59V60H239ZM244 59V58H243ZM256 59V58H255ZM259 59V58H258ZM23 60H25V58L24 57H22V61ZM28 60H30V59H28ZM32 60H33V58H32ZM55 60V59H54ZM104 60V59H103ZM138 60V59H137ZM149 60V59H148ZM157 60V59H156ZM159 60V59H158ZM161 60V59H160ZM171 60H173V59H171ZM170 60V61H171ZM179 60V59H178ZM200 60V59H199ZM198 60V61H199ZM230 60H233V59H230ZM245 60V59H244ZM243 60V61H244ZM18 61H19V59H18ZM17 61V62H18ZM107 61H108V59H107ZM111 61V60H110ZM109 61V62H110ZM126 61H128V60H126ZM125 61V58H122V60L121 59H119V58H117V60L114 62V67H115V69L120 73V76L122 75L124 78H122V79H125L126 81H127V88H128V93L126 94V95H129L130 94V100H129V103L132 105V110H133V115H134V119H136V122H137V125L139 126V128H140V130H142L144 133H146V134H150V136L153 134V135H155L156 137H158V138H160L162 141H163V143H164V145L166 146V148H167V151L165 152L166 154H167V152H168V154H170L172 157L171 158H173V165L174 166H172L173 168L174 167H176V168H178L179 170H181V171H184L185 173H186V177H187V179H185L183 182H179V188H178V190L175 192L176 193V195H177V197L181 200V202L185 205L184 207H186V206H188L189 208H191V210L192 209H197L198 211H200L205 217H206V219L208 220V222H209V224H210V227H211V234H212V237L214 238V240L216 241V243L221 247V248H223L224 250H227L228 248H227V244H228V242H231L230 240H231V238H228L229 236H227V233H229V232H225L224 230H223V228H222V224H221V221H220V215H219V213H220V211H221V209H222V207H223V204H222V202H227V203H230V202H234V205H231V204H228V205H230V206H228V208L229 209H231V210H233V208L236 206H238L239 207V204L241 203L240 202V198L238 199V196H237V198L235 199V197H234V193H233V191H231L229 188L227 189L225 186H224V182L222 183H220V182H218L217 184H215V187H213V186H211V182L209 181V177L211 176L212 177V175H210L211 173H210V171H211V169H210V166L208 165V162L206 161V159H207V157L205 158L204 157V155H203V153H201L200 151H201V149H202V147H201V149L199 150V149H197L200 145H198V147L196 148L194 145L195 144H193L194 143V141L191 143L190 141H189V138H188V136H189V134H188V136H187V139H186V137L184 136V134H183V132L185 131V129L187 128V126L185 127V129H181L182 128V126H179L176 122H177V120H176V122H175V120H171V118L169 119L168 118V115H166V113L164 112V111H166V110H164L163 111V109H162V106H164V105H162V106H160L161 107V109L160 108H158L159 110H152L151 108H153V107H149V104L147 103V99L145 98L146 97V94H143L144 92H142V90H141V87H140V85L137 83V79H136V77L137 76H135V74L134 73H132V72H134V71H132L131 70V68H130V66L129 65H131V64H129V63H127ZM153 61H154V59H153ZM152 61V62H153ZM170 61L168 62V63H170ZM226 61H227V58H226ZM240 61V60H239ZM7 62V61H6ZM14 62V61H13ZM16 62V64H15V66L16 67H18V69H19V67L22 65H20V66H18V63H20L21 62V60H20V62H18L17 63ZM28 62V61H27ZM30 62V61H29ZM33 61H31L30 62V64L32 63ZM38 62V61H37ZM104 62H106V61H104ZM150 62V61H149ZM156 62V61H155ZM158 62V61H157ZM156 62V63H157ZM173 63H175L174 62V60L172 61ZM250 62V61H249ZM261 62V61H260ZM111 63H112V61H111ZM134 63V62H133ZM151 63V62H150ZM164 63V62H163ZM162 63V61H161V63H160V66H159V63H158V65H156L158 68H161V70H163V71H161V70H158L157 69V73H159V71H161L160 72V74H159V77H158V79H157V82L159 83H156V81L154 82V83H156V84H158V85H160L159 87H160V89L162 88V89H164L165 90V94H164V96H167V102H168V100H170V101H172V102H174L176 105H180L181 107H182V109H183V112H184V116H185V118H186V120H187V122H188V126H189V129H193L194 130V132L196 133V135H200L202 132H203V126H204V124L203 123H206V121H208V120H202V118H201V116L203 117V115L201 114V116L200 115H198V113H195L193 110H192V108L190 107V105L187 103V100L185 99L186 98V92H184V88H183V83H184V77L183 76H181V74L183 73V69H184V67H183V69L181 68V67H179L178 65H173V66H175V67H177V68H174V69H176V70H174V69H172L171 68V66H170V64H169V66H170V68H165L166 66L164 65ZM184 62H182V64H183ZM238 63V62H237ZM6 64V63H5ZM49 64V63H48ZM107 64H108V67H109V63L107 62ZM113 64V63H112ZM111 64V65H112ZM129 64V65H128ZM153 64H154V62H153ZM178 64V63H177ZM193 64V63H192ZM213 64V63H212ZM241 64V63H240ZM252 64V63H251ZM251 64H247L248 66L249 65H251ZM3 65V64H2ZM2 65H1V67H2ZM26 65V64H25ZM35 65H36V62H35ZM41 65V64H40ZM50 65V64H49ZM110 65V66H111ZM137 65V64H136ZM150 65V64H149ZM152 65V64H151ZM151 65L149 66V67H151ZM167 65V64H166ZM172 65V64H171ZM187 65V64H186ZM191 65V64H190ZM200 65H203V64H201V62H200ZM253 65V64H252ZM14 66V67H15ZM31 66V65H30ZM113 66V65H112ZM133 66V65H132ZM146 66H148V65H146ZM153 66H155V65H153ZM184 66H185V63H184ZM212 66V65H211ZM225 66V65H224ZM0 67V68H1ZM23 67V66H22ZM32 67V66H31ZM86 67V66H85ZM138 67V66H137ZM197 67V66H196ZM201 67V66H200ZM230 67V66H229ZM240 67V66H239ZM245 67V66H244ZM251 68H252V66H250ZM249 67V68H250ZM4 68V67H3ZM21 68V67H20ZM24 68V67H23ZM23 68H21L22 70H23ZM27 68V70H28V66L26 65L25 66V68L24 69H26ZM43 68V67H42ZM80 68V67H79ZM133 68V67H132ZM153 69H154V67H152ZM202 68V67H201ZM257 68V67H256ZM9 69V68H8ZM21 69L19 70V71H21ZM85 69V68H84ZM84 69H83V71H84ZM114 69V68H113ZM135 69V68H134ZM152 69V70H153ZM185 69H187V67L185 68ZM259 69V68H258ZM34 70V69H33ZM91 70V69H90ZM93 70V69H92ZM142 70V69H141ZM178 70V71H177ZM204 70V69H203ZM15 72H16V69L14 70ZM14 71H12V72H14ZM19 71L17 72L18 74H19ZM87 71V70H86ZM137 71V70H136ZM148 71V70H147ZM186 71V70H185ZM205 71V70H204ZM203 71V72H204ZM254 71V70H253ZM15 72H14V74H15ZM23 72H27L26 70H23ZM31 72V71H30ZM71 72V71H70ZM88 72V71H87ZM140 72V71H139ZM144 71H142V73H143ZM149 73L151 72V71H148ZM152 72H154V71H152ZM192 72V71H191ZM195 72V71H194ZM198 72V71H197ZM255 72H256V69H255ZM264 72V71H263ZM17 73H16V75H17ZM33 73V72H32ZM94 73H96L95 72V70H94ZM201 73V72H200ZM224 73V72H223ZM245 73V72H244ZM253 73V72H252ZM251 73V74H252ZM260 73V72H259ZM24 74V73H23ZM71 74V73H70ZM97 74V73H96ZM99 74V73H98ZM98 74H97V76H95V74L93 75V74H91V73H88L87 74V76L85 75L83 78H85L86 77V81H84V82H86V84H87V86H88V91L87 90H85V92H88V100H89V102H90V104L92 105V106H94V107H96V111L94 112H92L89 116H88V118H89V123H88V125H86L87 127H88V130L91 132V134L94 136V138H95V142L97 141L98 143H99V145H100V148H101V150L103 151V153H104V155H106V157H108V155L110 154V152H111V146H110V138H112V137H110V136H112V135H110L109 136V132H108V130L107 129H105V128H103L102 127V121H103V119L108 115H106V113H107V106L109 105V103H108V101H109V99L111 100V98H109L110 96H109V89L111 88L110 86H109V84L111 85V83H107V82H105L104 80H105V78H104V80H103V78L102 77H99L98 76ZM102 74V73H101ZM178 74V75H177ZM230 74H232V73H230ZM255 74V73H254ZM257 74V73H256ZM53 75V74H52ZM55 75V74H54ZM78 74H76V76H77ZM84 75V74H83ZM82 75V76H83ZM141 74H139V76H140ZM144 75H145V72H144ZM153 75V74H152ZM157 75V74H156ZM156 75H155V77H156ZM206 75H207V73H206ZM215 75V74H214ZM221 75V74H220ZM237 75H238V73H237ZM9 76V75H8ZM15 76V75H14ZM19 76H20V74H19ZM22 76V75H21ZM20 76V77H21ZM79 76V75H78ZM81 76V77H82ZM103 76V75H102ZM154 76V75H153ZM152 76V77H153ZM197 76V75H196ZM259 76V75H258ZM262 77H263V75H261ZM16 77V76H15ZM22 77H24V75L22 76ZM142 77H143V75H142ZM156 77V78H157ZM187 79H191L189 76H188V74L185 76ZM198 77V76H197ZM209 77V76H208ZM221 77V76H220ZM238 77V76H237ZM245 77V76H244ZM252 77V76H251ZM83 78H81L82 80H83ZM156 78H153V79H156ZM22 79V78H21ZM203 79V78H202ZM233 79V78H232ZM243 79V78H242ZM241 79V80H242ZM252 79H255L256 80V78H252ZM258 79V78H257ZM17 80H19V79H17ZM77 80V79H76ZM121 80V79H120ZM124 80V81H125ZM139 80V79H138ZM193 80V79H192ZM200 80V79H199ZM221 80H222V78H221ZM244 80V79H243ZM254 80V84L256 83V81ZM264 80V79H263ZM262 80V81H263ZM143 81H145V80H143ZM186 81V80H185ZM216 81V80H215ZM83 82V81H82ZM205 82V81H204ZM207 82V81H206ZM238 82V81H237ZM249 82V81H248ZM251 82H252V80H251ZM140 83V82H139ZM143 83V82H142ZM187 83V82H186ZM214 83V82H213ZM218 83V82H217ZM225 83V82H224ZM258 83V82H257ZM262 83V82H261ZM23 84V83H22ZM188 84V83H187ZM200 84V83H199ZM206 84V83H205ZM220 84V83H219ZM239 84V83H238ZM250 85H251V83H249ZM252 84H253V82H252ZM264 84V83H263ZM262 84V85H263ZM189 85V84H188ZM214 85H217V84H214ZM10 86V85H9ZM83 86V85H82ZM112 86V85H111ZM155 86H157V85H155ZM201 86V85H200ZM208 86V85H207ZM19 87H21V86H19ZM85 87V86H84ZM83 87V88H84ZM125 87V86H124ZM159 87H156V88H159ZM194 87V86H193ZM16 88V87H15ZM112 88H113V86H112ZM189 88V87H188ZM216 89H217V87H215ZM250 88V87H249ZM8 89V88H7ZM11 89V88H10ZM9 89V90H10ZM21 89H23V88H21ZM262 89V88H261ZM15 90V89H14ZM19 90V89H18ZM123 90H124V88H123ZM144 90V89H143ZM153 90V89H152ZM188 90V89H187ZM205 90V89H204ZM208 90V89H207ZM206 90V91H207ZM250 90V89H249ZM252 90H254L253 88H252ZM8 91V90H7ZM23 91V90H22ZM82 91V90H81ZM113 90H111V92H112ZM10 92V91H9ZM15 92H16V90H15ZM19 92V91H18ZM17 92V93H18ZM157 92H159V91H157ZM162 92V91H161ZM209 92V91H208ZM237 92V91H236ZM246 92V91H245ZM245 92H244V94H245ZM256 92V91H255ZM254 92V93H255ZM39 93V92H38ZM124 93V92H123ZM218 93V92H217ZM22 94V93H21ZM155 94V93H154ZM160 94V93H159ZM185 94V95H184ZM189 94V93H188ZM241 94H243V93H241ZM111 95H112V93H111ZM126 95H125V100H126ZM145 95V96H144ZM206 95V94H205ZM255 95V94H254ZM253 95V96H254ZM13 96V95H12ZM18 96H19V94H18ZM86 96V95H85ZM191 95H189V97H190ZM211 96V95H210ZM231 96V95H230ZM264 96V95H263ZM17 97V96H16ZM160 97V96H159ZM195 97V96H194ZM200 97V96H199ZM228 97H229V95H228ZM258 97V96H257ZM15 98V97H14ZM42 98V97H41ZM129 97H127V99H128ZM148 98V97H147ZM205 98V97H204ZM208 98V97H207ZM206 98V99H207ZM214 98V97H213ZM256 98V97H255ZM255 98H254V100H255ZM262 97H260V99H261ZM264 98V97H263ZM12 99V98H11ZM123 99V98H122ZM149 99V98H148ZM191 99V98H190ZM211 99V98H210ZM233 99H235V98H233ZM258 99H259V97H258ZM259 99V102L260 101H262V100H264V99H261L260 100ZM39 100V99H38ZM43 100V99H42ZM85 100V99H84ZM227 100V99H226ZM13 100H11V102H12ZM112 101V100H111ZM124 101V100H123ZM169 101V102H170ZM201 101V100H200ZM221 101V100H220ZM224 101V100H223ZM14 102V104H15V101H13ZM125 102H127L128 103V101H125ZM149 102H150V100H149ZM157 102V101H156ZM162 102H164V101H162ZM168 102V103H169ZM207 102H209V101H207ZM231 102V101H230ZM256 102H257V100H256ZM258 102V103H259ZM20 103V102H19ZM30 103V102H29ZM124 103V102H123ZM193 103V102H192ZM191 103V104H192ZM215 103V102H214ZM217 103V102H216ZM263 103H264V101H263ZM262 103V104H263ZM22 104V103H21ZM82 104V103H81ZM87 104V103H86ZM85 104V105H86ZM125 104V103H124ZM124 104H123V106H124ZM163 104V103H162ZM171 105H173L172 103H170ZM252 104V103H251ZM8 105H10V104H8ZM17 105V104H16ZM15 105V107H17ZM128 105V104H127ZM168 105V104H167ZM193 105V104H192ZM197 105V104H196ZM195 105V106H196ZM199 105H200V102H199ZM209 105V104H208ZM216 105V104H215ZM226 105V104H225ZM260 105V104H259ZM264 105V104H263ZM11 106H13V105H11ZM10 106V107H11ZM151 106V105H150ZM153 106V105H152ZM157 106V105H156ZM203 105L201 104V107H202ZM7 107H9V106H7ZM9 107V108H10ZM14 107V106H13ZM86 107V106H85ZM84 107V108H85ZM110 107V106H109ZM125 107H127V106H125ZM124 107V108H125ZM129 108H131L130 106H128ZM165 107V109H166V106H164ZM173 107V106H172ZM178 107V106H177ZM204 107V106H203ZM202 107V108H203ZM209 107V106H208ZM12 108V107H11ZM20 108V107H19ZM53 108V107H52ZM83 108V107H82ZM155 108V107H154ZM170 108V107H169ZM175 109H176V107H174ZM195 108V107H194ZM197 108V107H196ZM204 108H206V107H204ZM203 108V109H204ZM211 108V107H210ZM260 108H262L263 109V107H260ZM6 109V108H5ZM14 109V108H13ZM109 109V108H108ZM178 109V108H177ZM180 109V108H179ZM212 109V108H211ZM216 109H219V108H215V109H212L213 111H217ZM261 109V110H262ZM9 109L7 108L6 109V111H8ZM50 110V109H49ZM84 110V109H83ZM124 110V109H123ZM131 110V109H130ZM205 110H208V109H205ZM210 110V109H209ZM220 111H221V108L219 109ZM218 110V111H219ZM223 110V109H222ZM260 110V109H259ZM260 110V111H261ZM47 111H48V109H47ZM59 111V110H58ZM87 111V110H86ZM122 111V110H121ZM125 112L126 111H128L127 109L126 110H124ZM171 111V110H170ZM174 111V110H173ZM198 111L200 112V110L198 109ZM213 111H212V113H213ZM217 111V112H218ZM226 111V110H225ZM89 112H91V111H89ZM176 112H178V110L176 111ZM175 112V113H176ZM216 112V113H217ZM250 112H253V111H250ZM9 113V112H8ZM83 113V112H82ZM109 113H110V110H109ZM118 113V112H117ZM128 113V112H127ZM127 113H125V114H127ZM129 113H130V111H129ZM201 113V112H200ZM205 113V112H204ZM219 113V112H218ZM222 113V112H221ZM224 113V112H223ZM222 113V114H223ZM226 113V112H225ZM4 114H6V113H4ZM16 114V113H15ZM61 114V113H60ZM123 114V113H122ZM167 114H169L168 113V111H167ZM170 114H172V112L170 113ZM205 114H211V111H210V113L209 112H207V113H205ZM7 115V114H6ZM106 115V116H105ZM132 115V116H133ZM215 114H213L212 115V117L214 116ZM218 115V114H217ZM3 116H5V115H3ZM53 116V115H52ZM125 116H127L128 117V115H125ZM176 116V115H175ZM180 116H182V115H180ZM259 116V115H258ZM257 116V117H258ZM7 117V116H6ZM11 117H12V115H11ZM107 117H109V116H107ZM172 117V116H171ZM177 117H179V116H177ZM217 117V116H216ZM223 117H224V115H223ZM2 118H4V117H2ZM17 118V117H16ZM83 118V117H82ZM109 118H111V117H109ZM132 118V117H131ZM173 118V117H172ZM183 118V117H182ZM204 118V117H203ZM209 118H211V115H210V117ZM222 118V117H221ZM227 118V117H226ZM231 118V117H230ZM86 119V118H85ZM128 119H129V117H128ZM233 119V118H232ZM6 120V119H5ZM108 120H110V119H108ZM226 120V119H225ZM235 120V119H234ZM233 120V121H234ZM262 120V119H261ZM261 120H260V122H261ZM11 121V120H10ZM133 121V120H132ZM182 121V120H181ZM184 121V120H183ZM205 121V122H204ZM217 121V120H216ZM232 121V120H231ZM258 121H259V119H258ZM258 121H256L257 123H258ZM5 122V121H4ZM4 122H3V125H4ZM7 122H9V121H7ZM14 122H16V121H14ZM13 122V123H14ZM112 122V121H111ZM225 122H227V121H225ZM235 122V121H234ZM13 123H11L12 125H14ZM86 123H87V121H86ZM110 123V122H109ZM135 123V122H134ZM184 123H185V121H184ZM212 123V122H211ZM214 123H216V122H214ZM220 123H221V121H220ZM219 123V124H220ZM250 123V122H249ZM248 123V124H249ZM263 123V122H262ZM181 124V123H180ZM185 124V125H186ZM208 124L210 125V123L208 122ZM227 124V123H226ZM225 124V125H226ZM259 124V123H258ZM2 124H1V126H3ZM111 124H109V126H110ZM134 125V124H133ZM207 125V124H206ZM208 125V126H209ZM231 125V124H230ZM5 126V125H4ZM3 126V128H5ZM104 126V125H103ZM135 126V125H134ZM133 126V127H134ZM207 126V127H208ZM222 126V125H221ZM256 126V125H255ZM254 126V127H255ZM12 127V126H11ZM16 127V126H15ZM183 127V128H184ZM191 127V128H190ZM206 127V126H205ZM210 127H212V126H210ZM216 127V126H215ZM56 128V127H55ZM107 128L109 129V127L107 126ZM137 128V127H136ZM246 128H248V127H246ZM259 130L261 131L262 130V128H261V124H259ZM52 129V128H51ZM57 129H58V126H57ZM56 129V130H57ZM221 129V128H220ZM238 129H241V128H238ZM251 129H252V127H251ZM258 129V128H257ZM4 130L5 129H2V130H0V135L4 132ZM11 130V129H10ZM60 130V129H59ZM58 130V131H59ZM84 130V129H83ZM237 130V129H236ZM259 130H256V131H259ZM53 131V130H52ZM61 131V130H60ZM85 131V130H84ZM188 131V130H187ZM228 131V130H227ZM255 131V130H254ZM256 131H255V133H256ZM86 132H88V131H86ZM142 132V133H143ZM189 132V131H188ZM218 132V131H217ZM216 132V133H217ZM8 133H10L9 131H8ZM63 133H64V131H63ZM219 133V132H218ZM217 133V134H218ZM223 133V132H222ZM227 133V132H226ZM85 134V133H84ZM87 134V133H86ZM3 135V134H2ZM10 135V134H9ZM65 135V134H64ZM136 135V134H135ZM185 135H187V134H185ZM192 135H194V134H192ZM226 135H228V133L226 134ZM58 136V135H57ZM87 136H89V135H87ZM148 136V135H147ZM190 136H191V133H190ZM189 136V137H190ZM202 136V135H201ZM215 136H219V135H215ZM262 136V135H261ZM9 137V136H8ZM64 137V136H63ZM86 137V136H85ZM92 137V136H91ZM110 137V138H109ZM153 137V136H152ZM192 137H195V136H192ZM191 137V138H192ZM220 137V136H219ZM227 137V136H226ZM57 138V137H56ZM67 138V137H66ZM147 138V137H146ZM190 138V139H191ZM196 138V137H195ZM4 139V138H3ZM199 139H203V138H199ZM227 139V138H226ZM92 140V139H91ZM112 140V139H111ZM148 140V139H147ZM157 140V139H156ZM194 140V139H193ZM215 140H218V139H215ZM222 140V139H221ZM229 140V139H228ZM231 140V139H230ZM145 141V140H144ZM149 141H151V140H149ZM160 141V140H159ZM196 141V140H195ZM200 141V140H199ZM204 141V140H203ZM223 141V140H222ZM222 141H218L219 143H222ZM1 142V141H0ZM156 142V141H155ZM157 142H158V140H157ZM217 142V143H218ZM162 144V143H161ZM223 144V143H222ZM222 144H219V145H222ZM37 145V144H36ZM204 145H206V144H204ZM207 145H209V143L207 144ZM206 145V146H207ZM231 145V144H230ZM3 146V145H2ZM211 146V145H210ZM224 146V145H223ZM93 147V146H92ZM225 147V146H224ZM223 147V148H224ZM228 147H229V145H228ZM232 147V146H231ZM238 147V146H237ZM20 148V147H19ZM41 148V147H40ZM166 148H165V150H166ZM208 148H210V147H208ZM220 148V147H219ZM218 148V149H219ZM233 148V147H232ZM9 149V148H8ZM159 149V148H158ZM215 148H213V150H214ZM221 149H222V147H221ZM90 150V149H89ZM138 150V149H137ZM202 150H204V149H202ZM206 150V149H205ZM205 150H204V152H205ZM208 150V149H207ZM225 150V149H224ZM224 150H222V151H224ZM231 150V149H230ZM233 150V149H232ZM231 150V151H232ZM13 151V150H12ZM208 151H211V150H208ZM135 152V151H134ZM161 152V151H160ZM230 152V151H229ZM113 153V152H112ZM131 154V156H132V150H131V152H130ZM208 153H210V152H208ZM232 153V152H231ZM3 154V153H2ZM116 154V153H115ZM163 154V153H162ZM211 154V153H210ZM226 154H227V152H226ZM127 155V154H126ZM234 155V154H233ZM2 156V155H1ZM135 156V155H134ZM166 155H164V157H165ZM212 156V155H211ZM15 157H16V155H15ZM130 157V156H129ZM141 157V156H140ZM163 157V158H164ZM228 157H231V156H229L228 155ZM121 158H123V157H121ZM136 159H138L137 157H135ZM170 158V157H169ZM170 158V159H171ZM211 158V157H210ZM214 158V157H213ZM12 159V158H11ZM21 159V158H20ZM111 159V158H110ZM140 159V158H139ZM167 159H168V156H167ZM220 159V158H219ZM221 159H222V157H221ZM220 159V160H221ZM97 160V159H96ZM114 160V159H113ZM122 160V159H121ZM126 160V159H125ZM132 160V159H131ZM208 160H210V159H208ZM226 160V159H225ZM107 161V160H106ZM136 161H138V160H136ZM169 161V160H168ZM214 161H216V160H214ZM230 161H231V159H230ZM233 161V160H232ZM231 161V162H232ZM244 161V160H243ZM242 161V162H243ZM112 162V161H111ZM120 162V161H119ZM134 162V161H133ZM171 162V161H170ZM223 162H225L224 161V159H223ZM234 162V161H233ZM59 163V162H58ZM57 163V164H58ZM110 163V162H109ZM126 163V162H125ZM129 163V162H128ZM128 163H126V166H128L127 164ZM138 163V162H137ZM214 163V162H213ZM212 163V164H213ZM123 164V163H122ZM153 164V163H152ZM215 164V163H214ZM218 164H221V163H218ZM217 164V165H218ZM223 164V163H222ZM226 164V163H225ZM236 164H238V163H236ZM124 165V164H123ZM134 165V164H133ZM140 165V164H139ZM224 165V164H223ZM222 165V166H223ZM234 164H232V166H233ZM130 166V165H129ZM212 166V165H211ZM231 166V167H232ZM240 166V165H239ZM120 167V166H119ZM124 167V166H123ZM141 167V166H140ZM140 167H138V168H140ZM170 167V166H169ZM171 167V168H172ZM217 167V166H216ZM225 167V166H224ZM234 167H235V165H234ZM243 167V166H242ZM17 168V167H16ZM162 168H164V167H162ZM166 168V167H165ZM214 168V167H213ZM223 168V167H222ZM221 168V170H224V169H222ZM237 168H238V166H237ZM7 169V168H6ZM21 169V168H20ZM122 169V168H121ZM126 170L125 171H128L127 170V168H125ZM131 169H133L132 167H131ZM144 169V168H143ZM142 169V167H141V170H143ZM227 169H228V166H227ZM226 169V167H225V170H227ZM231 169V168H230ZM234 169V168H233ZM236 169V168H235ZM243 169V168H242ZM130 170V169H129ZM147 170V169H146ZM162 170V169H161ZM164 170V169H163ZM169 170V169H168ZM140 171V170H139ZM138 171V172H139ZM173 171V170H172ZM214 171H215V169H214ZM217 171V173L220 171H218V170H216ZM12 172V171H11ZM133 172V171H132ZM136 172H137V170H136ZM136 172H135V174H136ZM146 173L148 172V171H145ZM221 172V171H220ZM219 172V174H221ZM224 172V171H223ZM228 172V175H229V171H227ZM122 173V172H121ZM123 173H125L124 172V169H123ZM180 173V172H179ZM182 173V172H181ZM210 173V174H209ZM213 173V172H212ZM216 173V174H217ZM231 173V172H230ZM14 174V173H13ZM127 174V173H126ZM128 174H131V172L129 173L128 172ZM143 174V173H142ZM148 174H150V173H148ZM147 174V175H148ZM153 174V173H152ZM164 174V173H163ZM219 174H217L218 176V178H219ZM123 175V174H122ZM144 175V176H143ZM142 176L143 177H145V174H143ZM168 175V174H167ZM179 175V174H178ZM182 175V174H181ZM180 175V176H181ZM184 175V174H183ZM223 175H224V173H223ZM234 175V174H233ZM10 176V175H9ZM8 176V177H9ZM109 176V175H108ZM128 176V175H127ZM139 177L141 176V175H138ZM151 176V175H150ZM149 175L147 176V177H150ZM163 176H166V175H163ZM170 175H168V177H169ZM173 176H174V174H173ZM185 176V175H184ZM213 176H215V175H213ZM224 176H227V174L226 175H224ZM223 176V177H224ZM102 177V176H101ZM124 177V176H123ZM126 177V176H125ZM130 177H131V175H130ZM137 177V176H136ZM138 177V178H139ZM152 177V176H151ZM161 177V176H160ZM171 177H172V175H171ZM175 177H177V176H175ZM229 177V176H228ZM234 178H235V176H233ZM7 178V177H6ZM105 178H107V177H105ZM105 178H104V180H102V184H103V182L105 181ZM109 178V177H108ZM137 178V179H138ZM163 178V177H162ZM167 178V177H166ZM170 178V177H169ZM213 178V177H212ZM218 178H217V180H218ZM225 178V177H224ZM230 178H232V176L230 177ZM229 178V179H230ZM241 178H243L242 177V175H241ZM126 179V181H127V178H125ZM131 179V178H130ZM133 179V178H132ZM146 179V178H145ZM145 179H142V181L140 182L141 183V186H143V187H145L146 185L148 186V183L146 184V181H145ZM151 179V178H150ZM164 179V178H163ZM171 179V178H170ZM178 179V178H177ZM176 179V180H177ZM233 179V178H232ZM236 179V178H235ZM235 179H233V181L232 182H235L234 180ZM107 180V179H106ZM109 181H110V179H108ZM107 180V181H108ZM113 180V179H112ZM112 180H111V183H112ZM139 180V179H138ZM147 181H148V179H146ZM174 180V179H173ZM172 180V181H173ZM175 180V181H176ZM180 180V179H179ZM210 180H212V179H210ZM215 180V179H214ZM220 180V179H219ZM228 179L226 178L225 179V181L226 182H228L227 181ZM231 180V179H230ZM96 181V180H95ZM106 181V182H107ZM123 181H124V179H123ZM131 181V180H130ZM130 181L128 182L129 183V186H132V185H130L131 183H130ZM133 181V180H132ZM137 180H135L134 182H136ZM149 181H151V182H153V180H149ZM148 181V182H149ZM164 181V180H163ZM166 181V180H165ZM178 181V180H177ZM176 181V182H177ZM100 182V184H101V181H99ZM106 182H104V183H106ZM133 182V183H134ZM138 181H137V184L139 185L140 183H139ZM159 182V181H158ZM174 182V181H173ZM214 182V181H213ZM232 182L230 183V185L232 184ZM237 182V181H236ZM117 183V182H116ZM154 183V182H153ZM215 183V182H214ZM220 183V184H219ZM242 183V182H241ZM240 183V184H241ZM118 184V183H117ZM136 184V183H135ZM134 184V185H135ZM168 184V183H167ZM173 184V183H172ZM172 184H170L169 186H171ZM213 184V183H212ZM227 184H229V183H227ZM226 184V185H227ZM104 185V184H103ZM113 185H114V183H113ZM134 185H133V187H134ZM154 185V184H153ZM153 185L151 186V187H153ZM157 185V184H156ZM155 185V186H156ZM97 186V185H96ZM100 186V185H99ZM109 187L110 186V182H109V185H107V184H105V187ZM114 186H116V185H114ZM113 186V187H114ZM146 186V187H147ZM158 186L159 185H157V188H158ZM173 186V185H172ZM175 186L176 185H174V187H172V188H175ZM232 186V185H231ZM234 186V185H233ZM237 186H239V185H237ZM246 186V185H245ZM105 187L103 188L104 190H105ZM139 187H140V185H139ZM138 187V188H139ZM142 187V189H145V188H143ZM163 187V186H162ZM165 187V186H164ZM236 186H234V188H235ZM243 187V186H242ZM241 187V188H242ZM114 188H116L117 189V187H114ZM141 188V187H140ZM139 188V189H140ZM150 188V187H149ZM171 188V187H170ZM233 188V189H234ZM94 189V188H93ZM107 189V188H106ZM108 189H111V188H108ZM121 189H124V186H123V188H121ZM141 189V190H142ZM148 189V187L146 188V190ZM162 189H165V188H159V189H157V191L158 190H162ZM97 196L96 195H93V197L94 196H96L95 198H96V200L97 201H100L98 198L100 197V195L102 194V189H101V191H99V189L97 188ZM114 190V189H113ZM118 191L120 190V189H117ZM140 190V192L142 193V191ZM153 190V189H152ZM155 190V189H154ZM235 190V189H234ZM252 190V189H251ZM94 191H95V189H94ZM118 191H113V192H115V193H113V194H115V195H117L116 194V192H118ZM128 191H130V188L128 189ZM134 191H136L135 190V188H134ZM144 191V190H143ZM151 191V190H150ZM164 191V190H163ZM166 191H167V189H166ZM174 190H172V192H173ZM106 191H104V193H105ZM107 192L109 193L110 191L109 190H107ZM106 192V193H107ZM112 192V191H111ZM123 192H125V191H123ZM139 192V193H140ZM146 192V195L148 194V193H150L149 192V190H147V191H145ZM144 192V193H145ZM148 192V193H147ZM170 192V191H169ZM237 192H239V190L237 191ZM241 192V191H240ZM90 193V192H89ZM92 193H94V192H92ZM95 193V194H96ZM105 193V194H106ZM108 193H107V195H108ZM121 193V192H120ZM128 193V192H127ZM137 193H138V191H137ZM152 193V192H151ZM150 193V194H151ZM164 193H165V191H164ZM162 191H159L158 193H156L157 194V196H156V198H154L155 200H154V202H156L157 203V207H156V209L154 210V212H153V216H154V218L153 219H155L154 221L155 222H153L152 223V221H150V219H148V218H146V217H144V215L146 214V213H144V215L143 214H141V218H139V214L137 213V216H135V215H133L134 213H132V214H129L128 216H127V218H126V221L124 222V224L122 225V223L123 222H121V220H120V222H121V225L122 226H124V227H122L121 225H120V222H119V225H120V227H121V229H123L124 228V233L122 234V232H121V234L122 235H124L123 236V238H118V237H116L115 239H117L116 240V242L118 241V245H119V247H120V251L118 250V249H116V247H115V249L116 250H118L120 253H122L121 255H122V260H123V262L125 263V264H131V263H133V262H135L134 264H136L137 262H139L138 260V256H140V257H144V259H146L147 261H145L147 264H176V262H174V261H172V259H170V256L171 255H173V254H169V253H166V249L164 248V246H163V242H162V240H163V234L161 233V231H160V228L159 227H162V229H163V227H164V229H166L167 231H168V234H169V236L171 237V239H172V241L174 242V244L175 245H179L180 246V244H179V240L181 239H179V236H178V232H177V226H176V224H175V220H174V216H173V214H172V212H171V209L169 208V206H170V203H169V206H168V202L169 201H167V196H169L168 194H167V196H165V194H164ZM105 194H102V197L104 198L105 196ZM112 194V193H111ZM112 194V195H113ZM135 194V193H134ZM174 194V193H173ZM173 194H172V196H173ZM239 194V193H238ZM22 195V194H21ZM119 195V194H118ZM121 195V194H120ZM119 195V196H120ZM123 195V194H122ZM126 195V194H125ZM149 195V194H148ZM147 195V196H148ZM240 195V194H239ZM249 195V193L246 195V196H248ZM110 196L111 195H109V197L108 198H110ZM128 196H130V195H128ZM128 196H126V198H130V197H128ZM143 196V195H142ZM145 196V195H144ZM171 196V195H170ZM11 197V196H10ZM50 197V196H49ZM85 197H87V196H85ZM117 197V196H116ZM132 197V196H131ZM134 197V196H133ZM138 197V196H137ZM229 197H232L231 199L232 200H228V198ZM240 197V196H239ZM88 198V197H87ZM89 198L91 199V195L89 196ZM106 198V197H105ZM121 198V197H120ZM124 198V197H123ZM140 198H141V196H140ZM150 198H151V195H150ZM173 198V197H172ZM175 198H176V196H175ZM251 198V197H250ZM16 199V198H15ZM48 199V198H47ZM94 199V198H93ZM117 199H118V197H117ZM143 199V198H142ZM141 199V200H142ZM147 199V198H146ZM146 199H143V201L144 200H146ZM152 199V198H151ZM178 199V200H179ZM8 200H9V198H8ZM86 200V199H85ZM112 200V199H111ZM121 200H122V198H121ZM120 200V201H121ZM123 200H125V199H123ZM131 201L132 200H134V201H136L137 200V198L136 199H130ZM138 200H139V198H138ZM137 200V201H138ZM169 200V199H168ZM244 200H245V198H244ZM44 201V200H43ZM116 202V199L114 200L113 199V202ZM117 201H119V200H117ZM136 201V203H134L133 201L131 202V203H134V204H136V206H138V208H140V207H143L144 206V204H143V202L141 203V201H139V202H137ZM152 201H153V199H152ZM174 201V200H173ZM248 200H246V202H247ZM9 202V201H8ZM15 202V201H14ZM13 202V203H14ZM72 202V201H71ZM86 202H89V201H87L86 200ZM95 202V201H94ZM110 202V201H109ZM109 202H106L107 204H109ZM112 202V203H113ZM123 201H121L120 203H122ZM178 203H179V201H177ZM181 202L179 203V204H181ZM245 202V201H244ZM85 203V202H84ZM101 203H103V202H101ZM145 204H147L146 206H144V207H146V208H150V207H148L149 205H148V203H146V202H144ZM153 203V202H152ZM60 204V203H59ZM88 205V203H85V205ZM100 204V203H99ZM116 203H114V205H115ZM125 205H126V203H124ZM154 204V203H153ZM152 204V205H153ZM174 204H176V203H174ZM241 204H243V203H241ZM11 205V204H10ZM44 205V204H43ZM66 205V204H65ZM92 205V204H91ZM94 206H96V204H93ZM100 205H103V204H100ZM99 205V206H100ZM110 205H111V203H110ZM119 205V204H118ZM121 205V204H120ZM127 205H128V203H127ZM172 205V204H171ZM226 205V204H225ZM225 205H224V207H225ZM12 206V205H11ZM49 205H47V207H48ZM50 206H52V204L50 205ZM74 206V205H73ZM107 207V205H105L104 204V206H103V209H104V207ZM122 206V205H121ZM128 206H132V205H128ZM134 206V205H133ZM155 206V205H154ZM9 207V206H8ZM44 207V206H43ZM46 207V206H45ZM59 207V206H58ZM64 207V206H63ZM92 207V206H91ZM90 207V208H91ZM106 207H105V209H106ZM110 207H112L113 208V206L111 205V206H109V209H110ZM183 206H182V208H184ZM240 207H241V205H240ZM242 207H245V205H243ZM50 208V207H49ZM101 208V207H100ZM111 208V209H112ZM116 208H117V206H116ZM133 209L134 207H130V209ZM146 208H142V209H146ZM248 211V214H250V216H251V214L254 212V211H252L253 209H252V206H251V204H249L248 202L246 203V207H245ZM68 209V208H67ZM86 209H88V208H86ZM94 209V208H93ZM96 209V208H95ZM94 209V210H95ZM102 209V208H101ZM124 209V208H123ZM128 209V208H127ZM137 209V208H136ZM141 209V210H142ZM150 209H152V207L150 208ZM154 209V208H153ZM173 209H174V207H173ZM184 209H186V208H184ZM238 210V208H235V210ZM254 209H256V208H254ZM106 210H108V209H106ZM106 210H104L105 211V213L107 212ZM125 210V209H124ZM139 210V209H138ZM176 210V209H175ZM174 210V212H176ZM243 210V209H242ZM241 210V211H242ZM50 211V210H49ZM48 211V212H49ZM87 211V210H86ZM93 211V210H92ZM114 211H115V209H114ZM128 211H130L129 209H128ZM145 211V210H144ZM184 211V210H183ZM186 211V210H185ZM240 211V210H239ZM244 211V210H243ZM34 212V211H33ZM48 212H46L47 214H48ZM97 212V211H96ZM103 212V211H102ZM109 212V211H108ZM120 212H121V210H120ZM119 212V213H120ZM136 212V211H135ZM137 212H139V211H137ZM141 212V211H140ZM148 212H151V211H147V213ZM191 212V211H190ZM190 212H188V213H190ZM224 212V211H223ZM238 212V211H237ZM40 213H41V211H40ZM45 213V214H46ZM50 213V212H49ZM92 213V212H91ZM95 213V212H94ZM125 213V212H124ZM224 213H226V212H224ZM227 213H229V212H227ZM226 213V214H227ZM232 213H233V211H232ZM246 213V212H245ZM11 214V213H10ZM35 214H37V213H35ZM53 214V213H52ZM89 214V213H88ZM117 214V213H116ZM126 214V213H125ZM127 214H128V212H127ZM149 214V213H148ZM175 214V213H174ZM193 214H195V212L193 213ZM223 214V213H222ZM234 214V213H233ZM247 213H246V215H248ZM255 214V213H254ZM254 214H252V215H254ZM258 214V213H257ZM42 215V214H41ZM94 215V214H93ZM110 215H111V211H110ZM119 215V214H118ZM117 215V216H118ZM143 215V216H142ZM151 215V214H150ZM200 215V214H199ZM232 215V214H231ZM245 214H243L242 215V217L244 216ZM245 215V216H246ZM119 216H121V215H119ZM126 215H124V217H125ZM147 216V215H146ZM149 216V215H148ZM179 216V215H178ZM193 216H196V215H193ZM238 216H241V214L240 213H238V215H237V217ZM41 217V216H40ZM45 218L46 217H48V215L46 216H44ZM58 217V216H57ZM98 217V216H97ZM96 217V214H95V216H94V218L92 219L93 221H96L95 220V218H97ZM107 217V216H106ZM145 218V219H143V218ZM180 217V216H179ZM201 217V216H200ZM224 217H226V216H224ZM232 217H233V215H232ZM231 217V218H232ZM248 217V216H247ZM257 217V216H256ZM255 216H253V218H255L256 220V224H257V218H256ZM35 218V217H34ZM178 218V217H177ZM197 218V217H196ZM202 218V217H201ZM241 218V217H240ZM239 218V220H241ZM246 218V217H245ZM244 218V219H245ZM252 218V219H253ZM258 218H259V216H258ZM67 219V218H66ZM88 219H89V217H88ZM104 220H106V218H103ZM109 219V218H108ZM117 219H123L122 217H117ZM227 219H228V217H227ZM233 219V218H232ZM243 219V218H242ZM199 220H200V218H199ZM205 220V219H204ZM225 220V219H224ZM235 220V219H234ZM260 220V219H259ZM7 221V220H6ZM82 221V220H81ZM119 221V220H118ZM123 221V220H122ZM181 221V220H180ZM236 221V220H235ZM254 220H252V222H253ZM48 222V221H47ZM196 222V221H195ZM234 222V221H233ZM236 222H238L239 223V221H238V219H237V221ZM241 222H242V220H241ZM248 222V221H247ZM19 223V222H18ZM44 223H46L45 221H44ZM89 223H91V222H89ZM94 223H97V222H94ZM110 224H113V223H111V222H109ZM182 223V222H181ZM235 223V222H234ZM237 223V224H238ZM242 223H244V222H242ZM246 223V222H245ZM249 223V222H248ZM247 223V224H248ZM254 223V222H253ZM259 223V222H258ZM35 224V223H34ZM115 224V223H114ZM200 224V223H199ZM230 224H232V222L230 223ZM241 224V223H240ZM45 225V224H44ZM57 225V224H56ZM87 225V224H86ZM98 223H97V226L96 227H98ZM109 225V224H108ZM206 225V224H205ZM235 225V224H234ZM258 225V224H257ZM1 226H3V225H1ZM37 226V225H36ZM40 226V225H39ZM81 226V225H80ZM84 226V225H83ZM94 226V225H93ZM100 226V225H99ZM111 226L112 225H110V228H111ZM41 228H42V226H40ZM89 227H91V226H89L88 225V228ZM112 227H114V226H112ZM180 227V226H179ZM182 227V226H181ZM208 227V226H207ZM252 227H253V225H252ZM255 227V226H254ZM258 227V226H257ZM15 228H16V226H15ZM47 228V227H46ZM81 228V227H80ZM87 228V229H88ZM224 228H226V227H224ZM1 229V228H0ZM43 229V228H42ZM45 229V228H44ZM48 229V228H47ZM55 229V228H54ZM78 229V228H77ZM97 229V228H96ZM107 229L108 230H110L109 229V226L107 227ZM107 229H103V231L105 230V233L107 232L106 230ZM117 229V228H116ZM116 229H114V228H111V230L113 231V230H116ZM185 230H186V228H184ZM246 229V228H245ZM255 229H256V227H255ZM41 230V229H40ZM80 230H82L83 231V234L85 233L84 232V229H83V227H82V229H79V231ZM91 229H89V231H90ZM93 230V229H92ZM98 230V229H97ZM181 230V229H180ZM184 230V232H186ZM209 230V229H208ZM229 230V229H228ZM251 230H252V228H251ZM261 230V229H260ZM42 231V230H41ZM163 231V230H162ZM210 231V230H209ZM232 231V230H231ZM230 231V232H231ZM243 231H244V229L242 230L241 229V227L240 226H235V231L233 230V232L235 233V234H242L243 233ZM246 231V230H245ZM255 231V230H254ZM90 232H92V231H90ZM110 231H108V233H109ZM114 233H116L117 231H113ZM190 233V231H187V233ZM225 232V233H224ZM248 232V231H247ZM16 233V232H15ZM18 233V232H17ZM81 233V232H80ZM92 233H95V234H98V233H96V231L94 232H92ZM92 233H90L91 235H92ZM111 233V232H110ZM114 233H113V235H114ZM164 233V232H163ZM187 233H185V234H187ZM249 233V232H248ZM250 233H251V231H250ZM253 233H255V232H253ZM57 234V233H56ZM88 235H89V233H87ZM104 234V233H103ZM118 234V236L120 235L119 233H117ZM182 234V233H181ZM206 234H208V233H206ZM211 234H210V238H211ZM239 234V235H240ZM256 234V233H255ZM4 235V234H3ZM82 235V234H81ZM108 235V234H107ZM110 235V234H109ZM112 235V234H111ZM116 235V234H115ZM114 235V236H115ZM166 235V234H165ZM234 235V234H233ZM232 235V236H233ZM245 235V234H244ZM249 235V234H248ZM262 235H263V233H262ZM9 236V235H8ZM15 236V235H14ZM74 236V235H73ZM100 236V235H99ZM102 236V235H101ZM101 236H100V238H101ZM106 236V235H105ZM105 236H103V237H105ZM243 236V235H242ZM241 235L240 236H238V237H242ZM254 236V235H253ZM81 237V236H80ZM89 237H90V235H89ZM93 237H95V236H93ZM102 237V238H103ZM165 237H168V236H165ZM186 237V236H185ZM190 237V236H189ZM231 237V236H230ZM24 238H25V236H24ZM49 238V237H48ZM82 238V237H81ZM97 238H99V237H97ZM97 238H95V240H97ZM107 238V237H106ZM112 238H114V237H112ZM169 238V237H168ZM194 238V237H193ZM246 238V237H245ZM255 238H257V236L255 237ZM261 238V237H260ZM33 239V238H32ZM83 239V238H82ZM89 239V238H88ZM91 239V238H90ZM94 239V238H93ZM111 239V238H110ZM186 239V238H185ZM238 240H240L239 238H237ZM249 239H250V237H249ZM54 240V239H53ZM77 240V239H76ZM99 240H101V239H98V241ZM105 240V239H104ZM112 240V239H111ZM190 240H192V239H190ZM194 240V239H193ZM211 241H212V239H210ZM253 240V239H252ZM29 241V240H28ZM70 241V240H69ZM82 241V240H81ZM81 241H80V243H81ZM84 241L86 242V240L84 239ZM83 241V242H84ZM106 241V240H105ZM114 241V240H113ZM112 241V242H113ZM171 241V242H172ZM50 242V241H49ZM56 242V241H55ZM74 242H76V241H74ZM73 242V243H74ZM79 242V241H78ZM89 242H90V240H89ZM88 242V245L90 244ZM96 242V241H95ZM100 242V241H99ZM101 242H104V241H101ZM166 242H167V239H166ZM193 242V244H195L194 243V241H192ZM241 242H244V239H243V241H242V239H241ZM254 242V241H253ZM87 243V242H86ZM170 243V242H169ZM168 243V244H169ZM182 243V242H181ZM183 243H184V241H183ZM198 243V242H197ZM196 243V244H197ZM213 243V242H212ZM262 243H263V241H262ZM50 244V243H49ZM56 244V243H55ZM82 244V243H81ZM83 244H85V243H83ZM96 244V243H95ZM101 244V243H100ZM105 244V243H104ZM171 244H173V243H171ZM245 244H246V242H245ZM249 244V243H248ZM264 244V243H263ZM91 245V244H90ZM93 245V244H92ZM98 245V244H97ZM117 245V244H116ZM190 245V244H189ZM198 245V244H197ZM236 245V244H235ZM235 245L233 244V246L235 247ZM241 245H243V244H241ZM240 245V246H241ZM47 246H49V245H47ZM76 246V245H75ZM80 246V245H79ZM82 246V245H81ZM86 247H88L87 245H85ZM84 246V247H85ZM104 246V245H103ZM115 246V245H114ZM172 246V245H171ZM171 246H169V247H171ZM177 246H176V248H177ZM184 246H185V244H184ZM204 246V245H203ZM240 246H239V249H240ZM244 246H246V245H244ZM91 247V246H90ZM100 247V249L102 248L101 246H99ZM99 247H97V249H96V253L94 254V255H96L97 253H99ZM186 247V246H185ZM194 247V246H193ZM205 247V246H204ZM216 247V246H215ZM237 247V249H238V245L236 246ZM249 247H250V245H249ZM251 249H253L254 247L252 246V243H251ZM262 247V246H261ZM58 248V247H57ZM73 248V247H72ZM82 248V247H81ZM118 248V247H117ZM179 248V247H178ZM183 248V247H182ZM197 248V247H196ZM214 248V247H213ZM242 248H243V246H242ZM263 248V247H262ZM83 250H84V252H85V249L86 248H82ZM88 249H91V248H89L88 247ZM184 249V248H183ZM189 249V248H188ZM206 249V248H205ZM235 249V248H234ZM245 249H246V247H245ZM30 250V249H29ZM33 250V249H32ZM68 250H70V248L68 249ZM87 250V249H86ZM104 250V249H103ZM102 250V251H103ZM115 250V251H116ZM173 250V249H172ZM180 250V249H179ZM187 250V248L185 249V251ZM192 250H194V249H192ZM212 250V249H211ZM256 250H257V248H256ZM262 251H263V249H261ZM101 250H100V253L102 252ZM111 251V250H110ZM175 251V250H174ZM173 251V252H174ZM184 251V250H183ZM209 251V249L208 250H206L205 252H207L206 253V257H207V262L209 263L210 261V263L209 264H212V261H215L216 260V258H213L212 260H210L209 259V256H210V254L211 253H209L208 252ZM213 251V250H212ZM240 250H238V252H239ZM252 251V250H251ZM258 251V250H257ZM262 251H260V254L262 253ZM22 252V251H21ZM28 252V251H27ZM54 252V251H53ZM70 252V251H69ZM105 252V251H104ZM168 252V251H167ZM179 252V251H178ZM180 252H182V251H180ZM214 252V251H213ZM216 252V251H215ZM219 252V251H218ZM245 252H248V251H245ZM23 253V252H22ZM34 253V252H33ZM68 253V252H67ZM85 253H87V252H85ZM89 253H91V252H89ZM114 253V252H113ZM197 253H198V251H197ZM202 253V252H201ZM208 253H209V256H208ZM234 252H232L231 254H229V253H226V262L228 263V264H238V262H239V260H238V257L237 256H239V255H241V254H239V255H237L236 256V254L234 253ZM241 253V252H240ZM26 254V253H25ZM40 254H41V251H40ZM71 254H73L72 252H71ZM83 254V253H82ZM109 254V253H108ZM167 254H169L170 256H168ZM200 254V253H199ZM253 254V253H252ZM264 254V253H263ZM86 255V254H85ZM87 255H88V258L90 259V255L87 253ZM87 255H86V257H87ZM101 255H103V254H101ZM105 255V254H104ZM109 255H111V253L109 254ZM116 255V254H115ZM120 255V256H121ZM177 255V254H176ZM180 255V254H179ZM202 255V258H204L203 257V254H201ZM53 256H55V254L53 255ZM59 256H60V254H59ZM72 256H74V255H72ZM83 256V255H82ZM90 256V257H89ZM97 256V255H96ZM174 256H175V254H174ZM187 256V255H186ZM189 256V255H188ZM196 256H197V254H196ZM212 256H214V255H212ZM215 256H217V254L215 255ZM214 256V257H215ZM223 256V255H222ZM221 256V257H222ZM248 256V255H247ZM256 256H261V255H255V258H257ZM19 257V256H18ZM21 257V256H20ZM104 257V259H108V258H105L106 256H103ZM110 257V256H109ZM184 257V256H183ZM10 258V257H9ZM42 258V257H41ZM68 258V257H67ZM66 258V259H67ZM83 258V257H82ZM88 258H86L87 260H88ZM99 257H97V259H98ZM110 258H112V257H110ZM119 258H121V257H119ZM175 258V257H174ZM173 258V259H174ZM186 258H188V257H186ZM240 258V257H239ZM249 258V257H248ZM261 258V257H260ZM20 259V258H19ZM48 259V258H47ZM60 259H61V256H60ZM75 259V258H74ZM84 259V258H83ZM92 259L94 260L92 263L93 264H96L97 263V259H96V257L94 256H92ZM142 259V258H141ZM189 259V258H188ZM215 259V260H214ZM218 259V258H217ZM22 259H20V261H21ZM24 260V259H23ZM61 260H63V259H61ZM99 260V259H98ZM122 260H121V263H122ZM203 260V259H202ZM241 260V259H240ZM246 260V259H245ZM245 260H243V261H245ZM248 260V259H247ZM253 260H255V259H253ZM261 260V259H260ZM56 261H58V260H56ZM105 261V260H104ZM109 261V260H108ZM114 261V260H113ZM175 261H177V260H175ZM216 261H218V260H216ZM257 261V260H256ZM264 261V260H263ZM22 262V261H21ZM38 262H39V260H38ZM41 262V261H40ZM110 262V261H109ZM179 262H180V260H179ZM190 262V261H189ZM206 262V261H205ZM249 262V261H248ZM259 262V261H258ZM20 263V262H19ZM24 264H26L25 262H23ZM32 263V262H31ZM91 263V264H92ZM141 263V262H140ZM215 263V262H214ZM217 263V262H216ZM219 263V262H218ZM256 263V262H255ZM58 264V263H57ZM90 264V263H89ZM111 264V263H110ZM113 264V263H112ZM114 264H117L116 263V261H115V263ZM137 264H139V263H137ZM142 264V263H141ZM178 264H180V263H178ZM183 264V263H182ZM220 264V263H219ZM241 264V263H240ZM244 264V263H243ZM245 264H247V263H245ZM259 264H261V262L259 263ZM263 264V263H262Z\"/></svg>",
	"mask_w": 264,
	"mask_h": 264
}]
</instances>
